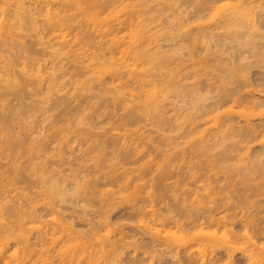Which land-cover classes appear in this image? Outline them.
I'll return each instance as SVG.
<instances>
[{
	"label": "bare ground",
	"instance_id": "6f19581e",
	"mask_svg": "<svg viewBox=\"0 0 264 264\" xmlns=\"http://www.w3.org/2000/svg\"><path fill=\"white\" fill-rule=\"evenodd\" d=\"M138 2H140V3H142V2H144L145 0H137ZM179 1H181V0H171V5H170V8H174L175 7V5L179 2ZM217 1H220V0H188V27H186L185 29L183 28L182 29V34H180V39H181V41H182V43H180V44H177V43H173L172 45H171V48H170V51H169V55H171V56H177V57H180V58H182V57H186V56H188V66H184L183 67V69L182 70H184L185 71V74H184V76L181 78V79H176V80H174V81H172V84L170 85V84H167V82H163V81H161V80H157V81H154V82H149V81H146L144 78H141V79H134L135 80V82H137L138 83V85H139V88H140V95H135L134 93H133V91L132 90H125L124 91V86L122 85V83L120 82V80H122V78H125V76H126V74H129V75H131L133 72H134V70H132V65H136L137 67L138 66H140V68L141 69H144L143 67H145L149 62H151V61H153V60H155L156 59V56L155 55H151V54H147V55H145V58H142L141 56L143 55V53L142 52H139V53H137L136 54V58H134L133 57V63L132 64H127V63H124L123 64V62H121L120 64H121V67L120 68H125V70L124 69H122V70H119L118 68H116L115 66H116V64H113L112 62H108V63H106V61H103V62H95V58H96V55H95V53H94V51L92 50V47H91V45H90V39L88 40V37H87V35H86V33L84 32V30L82 29V26L81 25H79L78 24V22H77V20L75 19L77 16H78V14H79V12H80V9H81V1L80 0H0V107H2L3 109H5L6 111H9V109L12 107V106H10V104H12L11 102H14V101H16V104L18 103V105L17 106H21L22 105V107H25V106H29V104L31 103H29V101L31 100L30 98L31 97H29V99H27V101H26V96L27 95H29V93L30 92H32V93H30V95L31 94H33L32 95V98L34 97V94H35V96L37 95L32 89V91L31 90H29L28 89V94H27V92L25 93L26 94V96L24 95V93H22V92H24V90L22 89V86L16 81V80H14L13 79V77H11L12 76V74L15 72V70H14V68L12 67L13 65L14 66H16L17 67V69H18V67H20L19 69H20V74H22L23 76H24V78L25 79H35L36 78V80H38V81H41L42 80V78L40 77L41 75H40V70H38V69H36V67L37 66H39V65H41V62H40V64H39V60L38 59H36V58H33L32 56H31V54H30V56L27 54V52H29V51H26L25 53L26 54H24L23 52H21V50L23 49V47L24 48H27V47H25L24 45H25V43H23L22 41H21V38H23V31H26V32H30V34L32 33V37H34V39H35V42H34V44L35 45H40V47L42 48V50H48V48L50 49H52V48H55V50H56V48H57V50L58 51H62L61 52V54H60V57L58 58V61H57V64H63V63H68V62H71V64L70 65H72V68H77V69H80L81 70V72L80 73H83V74H86V73H89V75L88 76H90V77H88V76H86L85 77V79L83 80V81H81V83H85V82H88V81H90V80H100V79H102V77L105 75V74H107L108 75V79H109V81L112 83L113 81H118V83L117 84H115L114 86L112 85V90L114 91H119L118 93L120 94V97L122 96L123 97V95H125V96H128V102H127V104H124L123 106H121L123 109V113H122V115L121 116H119V117H121V118H123L124 117V115H125V118H126V116L128 115V114H130L131 113V111H133L134 109H135V107L137 106L138 108L142 105V107H144V110H143V112H142V115H137L138 116V118H140V119H144V118H146V117H151L152 119H153V124L155 125V127H156V129H160L161 127H162V125H166L165 123H167V126H169V129H176V130H178V133L179 134H181L183 137H181V138H183V141H182V139L179 141V139H178V144H175V146H174V144H173V146L174 147H171L172 146V141L174 140V138H176L175 137V134H177V133H175L174 134V136H173V139H171L170 141H171V143H170V141L168 140L167 141V139H166V141L169 143V145L168 146H170V144H171V146L170 147H167V146H165L164 145V140H162V142H164L163 143V148H168V151H167V153H168V155L166 156V158L168 159L169 157V155L171 154V153H174V156H176L175 154H179V153H181L180 155H182V153H186L185 155L183 154L182 156H177V157H182L183 159H186L187 161H189L188 159H190V157L188 158V154H189V148L192 146V144L188 147V145H189V141L190 140H188V129L190 130V133H191V135H193L194 133H197V128L199 129L200 127L202 128L203 127V129H199L200 130V132H201V134H202V132L204 133V132H206L205 130H207L208 131V129L207 128H209V129H212L211 127L213 126V128H214V125L215 124H218L219 125V123H220V119L219 118H225L226 116L225 115H227V114H225V115H223L222 117H221V115L220 116H218L219 114H217V112H218V108L217 107H220V106H222V105H225V104H229L231 107H234V106H238L239 107V105H243L244 103H245V105H243V107H247V111H244V112H242V111H240L242 114H240V112H238L237 114H235V113H233V115L235 114V115H237V116H235V118L236 119H238V121H235L234 122V119H232V118H234V117H229L228 119H225V121H228V123H226L225 125L226 126H224V127H222V128H224V129H221V127H220V129L222 130V132L223 131H225V129H227V127H229L230 125L229 124H231V122H234V123H232V126L233 127H235V123H236V129H238L237 130V132L239 131V134H240V136L239 137H241V140H240V146L238 145V146H236L237 145V143L235 144V146H236V148L238 147L239 148V150H241L240 151V153H238V154H241L242 156H243V153L244 154H246V156L249 154V153H251L250 155L251 156H253L252 157V160L254 159H256L257 157H259L260 155L259 154H262V155H264V111H262V110H264V53H262L264 50H262L261 52H260V50H261V48H260V46L256 43V42H254L253 40H252V38L251 37H249V36H252L253 34H251L252 32L251 31H253V29L254 28H256L257 30H261L262 32H263V35H264V10H263V7H261V3L259 2L260 0H241L240 2H242V5H243V9H242V14H241V12H237L236 11V13L237 14H235L234 12L233 13H231V16H230V14H227V15H224V17H222V18H219L217 21H210L209 19H208V13L211 11V9L214 7V5H215V3L217 2ZM111 4H112V2L109 4V6H111ZM241 5V6H242ZM240 9V8H239ZM241 10V9H240ZM239 11V10H238ZM238 13H239V15H238ZM233 14V15H232ZM36 16H38L39 18H37ZM41 23V24H40ZM38 24L40 25V26H38ZM42 26V27H41ZM246 26V28H247V30H246V28H244V27ZM250 26V27H249ZM41 27V28H40ZM240 27H241V29L243 30V29H245L244 31H240L241 29H240ZM253 27V28H252ZM240 30H239V29ZM238 29V30H237ZM255 29V30H256ZM249 32V35L247 34ZM251 32V33H250ZM255 32V31H254ZM45 37H46V39H45ZM264 37V36H263ZM262 37V38H263ZM45 39V40H44ZM34 41V40H33ZM31 42V41H30ZM186 42H188V47H184L183 45V43H186ZM31 43H33V42H31ZM31 43H29V44H31ZM263 45V47H264V42L262 43ZM261 46V47H262ZM262 47V48H263ZM14 48V49H13ZM29 48V47H28ZM259 48H260V50H259ZM12 50H15L14 51V53H13V51ZM259 50V51H258ZM258 51V52H257ZM6 52H8V55H4V53H6ZM20 52H21V54H20ZM22 53L25 55H22ZM255 54H258L259 55V59L258 60H255V59H257V58H255V57H257V56H255L254 57V55ZM22 55V57H23V59H22V61L21 62H18V59H19V57ZM252 55V58L255 60V61H251L250 60V58L251 57H249V56H251ZM29 56V57H28ZM21 58V57H20ZM248 59H249V61H251V62H249L248 61ZM252 59V60H253ZM94 60V61H93ZM183 60V59H182ZM248 61V62H247ZM14 62H15V64H14ZM45 62V61H44ZM237 63V64H236ZM238 63L240 64V65H238ZM49 64L51 65V67H54V66H56V63H54V62H52V61H50L49 62ZM206 64V65H205ZM211 64V66H209ZM236 64V65H235ZM44 65L46 66L47 65V63H44ZM240 66L239 68L240 69H246L248 66H250L251 65V68L252 69H254V70H252V71H250V68H248V69H246V73H248V74H246V73H244V74H242V72L244 71H239V70H237L238 68L236 67V66ZM205 66V67H204ZM207 66V67H206ZM208 66H209V68H211L212 69V66H213V69H212V71H213V73H211L212 71H211V69H209L208 68ZM242 66V67H241ZM244 66V67H243ZM247 66V67H246ZM254 67V68H253ZM204 68H207L208 70V72H210V73H207V71H206V69L204 70ZM16 69V68H15ZM16 69V70H17ZM36 69V70H35ZM35 70V71H34ZM210 70V71H209ZM247 70H249V71H247ZM19 71V70H18ZM17 71V72H18ZM204 71H206V72H204ZM201 72H203V74H209V76H210V78L208 77V76H203V77H200V76H198V73L200 74ZM236 72H238V73H240V75L241 76H237V74L238 73H236ZM55 73L54 72H51V73H48L47 74V78H50V79H53L54 80V78H53V75H54ZM60 74H63V73H60ZM202 74V75H203ZM245 74H246V76H247V79L250 81H246L245 79ZM211 75H213V78H212V76ZM249 75V76H248ZM32 76H34L33 78H31ZM59 76V75H58ZM204 77H206V79H204ZM208 77V78H207ZM215 78V79H214ZM214 79V80H213ZM80 80L79 79H77V82H79ZM101 81H103V80H100L99 82L101 83ZM128 81V80H127ZM76 82V81H75ZM104 82V81H103ZM102 82V83H103ZM129 82V81H128ZM218 82V83H217ZM111 86V85H110ZM108 88H109V86H107ZM107 87H105L106 89H108ZM23 91H22V90ZM110 90H111V87L109 88ZM89 90V87L88 86H86V85H83V84H81L80 86H75L73 89H72V91H71V93H70V97H69V100L67 101V103H69V101H70V104H68V106H70L71 107V109L73 108H76L77 107V105L79 104V103H81V97L83 98V96H84V92L85 91H88ZM22 91V92H21ZM30 91V92H29ZM123 91V92H122ZM37 92V91H36ZM120 92H122V94L123 95H121V93ZM37 93H39V92H37ZM8 97V99H4V98H7ZM9 97H10V99H9ZM25 98V99H24ZM117 98V97H116ZM125 98H127V97H125ZM149 98H150V100H149ZM113 99L114 100H117V99H115V97L114 98H112V101H113ZM122 99V98H121ZM123 99H124V97H123ZM85 100V98L84 99H82V102ZM135 100H137V102L135 103ZM170 100V101H169ZM80 101V102H79ZM142 101H144V104H142ZM54 100H53V94L51 93V92H47V94L45 95V96H43V98H40L39 100H38V104H42V108H44V110H45V108H46V110L47 109H49V108H51L52 106H54ZM62 102V101H61ZM113 102H115V101H113ZM66 103V104H67ZM133 103L134 104H137L136 106L134 105L133 106ZM140 103H141V105H140ZM20 104V105H19ZM64 105H65V102L63 103ZM62 104V105H63ZM91 104L92 103H90L89 105L91 106ZM13 106H14V104H12ZM88 104H87V106H89ZM93 105V104H92ZM149 105H152V106H149ZM173 105H176V107L175 108H173L174 106ZM16 106V105H15ZM78 106H80V104L78 105ZM168 106V108H166ZM225 106H227V105H225ZM134 107V108H133ZM137 107H136V109H137ZM258 107H263V109L261 108V110H259V112H255L254 110H258L257 108ZM88 108V107H87ZM92 108V107H91ZM218 110H217V109ZM221 108V107H220ZM53 109V108H52ZM77 109H78V107H77ZM89 109H90V107H89ZM173 109L175 110V111H173ZM260 109V108H259ZM215 110H217V111H215ZM1 111H3V110H1ZM189 111V112H188ZM206 111V112H205ZM215 112V113H214ZM3 113V112H2ZM104 113V112H103ZM208 113L211 115V113L212 114H215V116H218V118H215L214 117V115H212V116H210V115H208ZM60 114V113H59ZM106 114H107V111H106ZM105 114V115H106ZM109 114H110V112H109ZM107 115L108 117L109 116H111V115ZM111 114H113V113H111ZM119 114H121V113H119ZM119 114H115V116L116 115H119ZM124 114V115H123ZM217 114V115H216ZM0 115H2L1 113H0ZM100 115V114H99ZM105 115H102V113H101V117H103V116H105ZM96 117H97V115H95ZM112 116H114V115H112ZM111 116V117H112ZM114 116V117H115ZM123 116V117H122ZM228 116H230L229 114H228ZM227 116V117H228ZM231 116H232V114H231ZM95 117V119H97ZM106 117V116H105ZM114 117H112V118H114ZM206 117H213L212 119L214 120V118H215V120H217V121H215L216 123L213 125L212 123H214V121L211 119V118H208V120H210V123H206L207 122V118ZM104 118V117H103ZM102 118V119H103ZM111 118V119H112ZM124 118V119H125ZM206 118V119H205ZM240 118V119H239ZM115 119H116V117H115ZM117 119H119L118 117H117ZM124 119H121V120H124ZM63 121L65 120V119H62ZM105 120V121H104ZM103 120V124H102V126H101V124H98V126H96L97 124H93L95 127H93V125H91V123L90 124H88L89 125V127L90 128H97V129H99V131H101V132H99L97 129H89V131L87 130V120H86V118H80V119H78L77 121H76V123L74 124V127H73V125H72V127H73V129L75 128V130H73L72 131V127L70 128L69 126H66V127H64L62 124H61V126H59V125H57V126H59V127H57L56 126V129L54 128V131L53 130H51V129H49V131H51L50 133H56L57 132V134H58V138H57V140L55 139V137L57 136L56 134H50V133H48L47 131L45 132V130L49 127V126H47V128L44 130V132L46 133L45 135L48 137H50V135H52L53 137H54V135H56L55 137H54V139L56 140V142H53V140H50V141H52V143L55 145V146H59V147H57V149L59 150V152H61V156L60 155H58V156H60V157H62L63 159H64V157H65V152H66V155H68L67 154V150H68V152H70L69 153V157H72V155L70 156V154H73V157L74 158H78L77 159V163H79V161H80V163H81V161L83 162V157L85 158V161H84V166H83V163H82V166H80L79 167V164L77 165V166H75V169H79L80 170V176L81 177H85V175L89 172L90 174H91V172L93 171V175L95 176V173H94V170L95 169H97V168H99V166H101L100 164H97V162H101V164H102V160L101 159H104V157H105V153H106V151H105V149L102 147V145L103 146H105L106 145V148H108L107 146H111V145H113V146H111L112 147V149H113V147H114V149H117V147L115 146V145H117L118 143H119V141L120 140H124L123 141V143H122V141H120V143H122V144H118L119 146H118V149L116 150V154L115 153H113V155H114V158H116L115 160L113 159V155H112V152L113 151H111V147H109V151L111 152L110 153V155L108 154V153H106V158H108V156H110V159H108V162H109V164L111 165V166H116L117 164V168H111V169H107V167H105V164L107 163L108 164V162H105V160L106 159H104L103 161L105 162L104 163V165H102L101 167H104V168H102L99 172V174H98V172H97V175H99V176H101L100 178H98L97 177V179L96 180H102L103 182H104V179L105 178H107L108 177V180H109V178L111 177V179H110V181L112 180V178H113V176H114V178L115 179H117V176L120 174V173H122V172H124V175H125V172L126 171H128V170H125L126 168V166H128L130 163H132V162H134V160H135V162L137 161L135 158H137L138 157V154H143V151H142V153H140V151H138L136 148H134V146H133V150L135 151H137L136 153L132 150V152H133V154H132V152H131V154L132 155H136V157H134V156H130L129 154H130V149L129 148H132V145L134 144V143H129L130 142V140H131V136L130 135H132L133 136V138H132V140H134L135 138L137 139L138 138V136H141L140 134H141V131H140V134H138V136H137V134H136V137L134 138V134L136 133V131H138V129H140L141 127H144L145 129H146V127L143 125V126H135V127H137L138 129H136L135 130V128L134 127H132V128H130V126H131V124H133L134 123V121H132L133 123H129L128 121V123L127 122H125V121H120L121 123H120V127H118V128H116L115 126V128L113 127V125H116V124H113V121H114V119L111 121L110 120V117H109V120L111 121V122H108L107 120H108V118H107V120L106 119H104ZM212 120V121H211ZM218 120H220L219 121V123H217L218 122ZM223 120V119H222ZM98 121V120H97ZM96 121V122H97ZM107 121V122H106ZM119 121V120H118ZM131 121V120H130ZM95 122V123H96ZM104 122H106V125L109 127V128H107V126H105L104 125ZM209 122V121H208ZM97 123H102V120L100 119L99 120V122H97ZM113 124L112 125V127H111V125L110 124ZM116 123V122H115ZM222 123V122H221ZM220 123V124H221ZM225 123V122H224ZM224 123H222V124H224ZM117 124H119L118 122H117ZM204 124H206L207 126L205 127V125ZM229 126H228V125ZM4 125H5V123H4ZM147 125V124H146ZM28 126H30V125H28ZM104 126H105V128L108 130H111L110 132L109 131H107V132H109L108 134L107 133H103V131L102 130H104V131H106L105 129H104ZM216 126V128H214V129H212V130H216V129H218V126L217 125H215ZM220 126V125H219ZM231 126V127H232ZM53 127V126H52ZM55 127V126H54ZM231 127H229V128H231ZM2 128L3 129H5L4 128V126H2ZM68 128H70V131H68ZM130 128V129H129ZM206 128V129H205ZM229 128L227 129V131H225V134H224V136H226V132H229V133H227V135H228V137L232 134V132L230 133V131H231V129H230V131H229ZM86 129V130H85ZM135 130V132H134V134H132L133 132H131L130 130ZM141 129H143V128H141ZM140 129V130H141ZM220 129H218L219 131H221ZM235 129V130H236ZM83 130H85V132L84 133H81V134H83V135H78V136H84V134L85 133H87V131L89 132L88 134H91L90 132H92V134H98V136H97V134H96V137L94 136V138H96V140L94 139V141H93V138H92V140L91 141H93V142H91V141H87V139L89 138V136L90 135H86L85 137H83V138H81V137H78L77 136V134L75 135L74 133H76V132H82ZM90 130H92V131H90ZM98 131V132H96V133H93V131L95 132V131ZM133 130V131H134ZM204 130V131H203ZM218 130H216V133L218 134L219 133V131ZM234 130V131H235ZM53 131V132H52ZM73 132V134L75 135V137L72 135V132ZM145 131V130H144ZM144 131H142V133L144 132ZM147 132L148 131H150V130H146ZM233 131V132H234ZM44 132H41L40 134H44ZM70 133L71 134V136H69V134H66V133ZM131 134H130V133ZM139 132V131H138ZM137 132V133H138ZM151 132V131H150ZM149 132V133H150ZM154 132V131H153ZM210 132V131H209ZM222 132H221V134L220 135H222ZM236 132V131H235ZM2 133V131H0V134ZM33 133H35V132H33ZM32 133V134H33ZM47 133L48 134H50V135H47ZM100 133V134H99ZM101 133L103 134V135H105L104 137H106L107 135L109 136H107L106 138H108V141L107 142H105V140H107V139H105V140H103L104 138H103V135H102V137H101ZM145 133L146 132H144V134H143V136L145 135ZM189 133V134H190ZM211 134H212V131L210 132ZM210 133H208V134H210ZM213 133H215V132H213ZM28 134V133H27ZM31 134V133H30ZM66 134V135H65ZM91 134V135H92ZM130 134V135H129ZM158 134H160L161 136H165V135H163L162 133H158ZM179 134H177V135H179ZM207 134V135H208ZM211 134L209 135V137H211ZM219 134L217 135L218 136V138H220V140L216 137V134H215V137L214 136H212L210 139L208 138V136L206 137V135H204V134H202L201 135V137L202 138H200V140H202V141H204V143H205V141H206V143L207 142H209V141H213L212 143H216L215 141L217 140V143L216 144H218V145H214V147H215V149H219L218 147H219V145L222 143V146L223 145H225L224 143H226V142H229V143H231V142H233L234 143V139L237 137H235V133H234V137L235 138H232L233 140H231V137H233V134L229 137L230 138V140H229V138L226 140L225 138L226 137H224L223 135V137H224V141L221 139V137L219 136ZM38 135V134H37ZM69 136L67 139L69 140V138L70 137H72V139L74 138V140L76 139V138H78V139H76L75 141L77 142L78 140H79V142H77V143H79V144H76V142L75 143H73V142H71V141H69V142H71L70 144L72 145H70L68 142H65V140L66 141H68L67 139H66V136ZM148 135V133L145 135V136H147ZM39 136V135H38ZM42 135H40L39 137H41ZM99 136L101 137V138H103L102 140V143L100 144V142H101V140L100 141H98L99 139ZM142 136V137H143ZM159 136V135H158ZM161 136H159V137H161ZM206 137V139L207 140H209V141H207L206 139H204L205 137ZM29 137V136H28ZM28 137L26 136L25 138H27L28 139ZM31 137V136H30ZM45 137V136H44ZM48 137V140H44V141H47V142H45V144H44V149H46L48 146H51L52 144L50 143V141H49V138ZM87 137V138H86ZM92 137V136H91ZM130 138V140L129 139H126V140H128L127 141V143H129L131 146L129 147V144H127L126 143V141H125V138ZM163 137H161V139H164ZM170 137V136H169ZM169 137H165V138H169ZM214 137V138H213ZM46 138V137H45ZM52 138V137H51ZM100 138V139H101ZM152 138V137H151ZM156 138V137H155ZM30 139H31V141H30ZM32 139H34V137H31V138H29V142L31 143V142H34L35 141V148H36V145H37V142L39 141H37L36 142V140L35 139H38V138H36V136H35V139L34 140H32ZM41 139H42V137H41ZM40 139V142L42 141L43 142V140H41ZM71 139V138H70ZM71 139V140H72ZM91 139V138H90ZM139 139V138H138ZM150 139V138H149ZM157 139H159L158 137H157ZM54 140V141H55ZM131 140V141H132ZM140 140V139H139ZM152 140V139H151ZM219 140V141H218ZM229 140V141H228ZM236 140V139H235ZM25 141H26V143H25ZM25 141H24V143L25 144H30L26 139H25ZM95 141H97V142H99V144H100V146H97V144H96V147H97V149L96 148H94L93 149V147L91 146V144H93ZM135 141V140H134ZM154 143H155V141H154V137H153V140H152ZM152 141H149V143L151 142V144H153L152 143ZM157 141V140H156ZM160 141V140H159ZM158 141V142H159ZM174 141H176V140H174ZM201 141V142H202ZM220 141H221V143H220ZM226 141V142H225ZM239 141V140H238ZM20 142V141H19ZM28 142V143H27ZM40 142H38V145L40 146ZM64 142H65V145H66V147H68L67 146V144L66 143H68V145H69V147H68V149L66 148L65 149V152H63L64 153V156H62V151L64 150ZM80 142H82L83 143V145L85 144L87 147H85V148H83L84 146H82V148L80 147L81 145H82V143H80ZM133 142V141H132ZM176 142V143H177ZM179 142H180V144H179ZM219 142V143H218ZM236 142V141H235ZM23 143V142H22ZM23 143V144H24ZM40 143V144H39ZM56 143H57V145H56ZM149 143H147V145L149 144ZM161 143V142H160ZM167 143V144H168ZM175 143V142H174ZM182 143V144H181ZM205 143V144H206ZM229 143H226V145L227 144H229ZM232 143V144H233ZM22 144V145H23ZM33 144V143H32ZM51 144V145H50ZM74 144H76V145H74ZM109 144V145H108ZM158 144V143H157ZM157 144L155 143V145L157 146ZM38 145H37V147H38ZM179 145L181 146H183L182 148L181 147H179ZM204 145V144H203ZM206 145H207V147H206ZM205 145V147L207 148V149H202V150H204L205 152L206 151H208L209 150V148L211 147L212 148V150H213V147H212V145H209V143L208 144H206ZM225 145V146H226ZM8 146H10V144L9 143H5L1 148H2V151L4 152V153H6V155H8V153H9V147ZM24 146V145H23ZM32 145L30 146V148L28 149V146L26 145L25 147H26V149H27V151L29 150V153H30V151H32V150H34V151H36V153H34L33 151L31 152V154L32 153H34L35 155H37L38 156V153H43V154H41V155H43V156H45V154H47V153H49V151H47V153H44L46 150H40V148L38 147V148H36V149H32V147H33ZM63 146V147H62ZM73 146H76L77 148L74 150V147ZM92 148H91V147ZM95 146V145H94ZM153 147H155L154 145H152ZM151 145H149V147H151L152 148V150L154 149L153 147H152ZM160 146V145H159ZM165 146V147H164ZM218 146V147H217ZM229 146H231L232 148H230V149H233V146L231 145V144H229ZM234 146V147H235ZM33 147V148H34ZM60 147H62L63 148V150L60 148ZM99 147H101L100 148V150L98 151V149H99ZM148 147V148H149ZM158 147V146H157ZM161 147V146H160ZM159 147V148H160ZM43 148V147H42ZM51 148V150L54 148V146H53V148H52V146L50 147ZM49 148V149H50ZM78 148H80L81 149V151H80V149H78ZM93 149V150H91V149ZM162 148V147H161ZM160 148V149H161ZM162 148V149H163ZM170 148H173V152H171V150L172 149H170ZM202 148V147H201ZM210 148V149H211ZM227 148V147H226ZM37 149H39L41 152H39V150H37ZM56 148L54 149L55 151L57 150ZM78 149V150H77ZM82 149H84V150H82ZM157 149V153L159 154V153H161V152H159V150H158V148H156ZM161 149V150H162ZM221 149V150H220ZM220 151H223L224 152V150H225V147L224 148H221V145H220ZM229 149V150H230ZM235 149V148H234ZM233 149V150H234ZM47 150H48V148H47ZM58 150H57V152H58ZM62 150V151H61ZM130 150V151H129ZM155 150V149H154ZM167 150V149H166ZM170 150V151H169ZM211 150V151H212ZM219 150H217V151H219ZM228 150V151H229ZM238 149H236V151H237ZM238 150V151H239ZM80 151V153H78L77 154V152H79ZM145 151V150H144ZM162 151H164V150H162ZM203 151V152H204ZM210 151V150H209ZM217 151L215 152V154L217 155V154H219V152L217 153ZM227 151V152H228ZM243 151V152H242ZM54 151L52 150V153H53ZM56 152V153H57ZM93 152H94V154H93ZM107 152H108V149H107ZM165 152V151H164ZM171 152V153H170ZM190 152H192V151H190ZM204 152V153H205ZM226 152V151H225ZM229 152H232V150H230ZM242 152V153H241ZM28 153V154H29ZM55 153V152H54ZM76 153V154H75ZM92 153V154H91ZM98 153V154H97ZM99 153L101 154V156L99 155ZM121 153V154H120ZM166 152H165V154H167ZM194 153V152H193ZM222 153V152H221ZM236 154H237V152H235ZM33 154V155H34ZM95 154H97V155H95ZM108 154V155H107ZM118 154V157H120V155H121V157L122 158H127L128 160L130 159V161H132L131 159L133 158V161L132 162H130L129 163V161H127L128 162V164L124 167V165H122V164H124V162H125V160L123 159L121 162L120 161H118V159H117V157H115V155H117ZM146 154V153H145ZM148 154V153H147ZM146 154V155H147ZM191 154V153H190ZM211 154H213V153H211ZM228 154V153H227ZM232 154H234L233 152H232ZM235 154V155H236ZM237 154V155H238ZM34 155V156H35ZM40 155V154H39ZM47 155H49V154H47ZM46 155V157H48ZM53 155H55V154H53ZM90 155H94L92 158H96L97 159V161H96V159H95V161H94V159H91V162L92 161H94V163H96L95 165H90V167L91 166H93V167H91V169L93 168L94 170H90V168H89V171H88V169H87V167H89V166H87L86 167V165L87 164H91V162H89L90 161V158L89 159H86V157H91ZM144 155V154H143ZM149 155V154H148ZM147 155V156H148ZM160 155V156H159ZM158 156V159L160 158V159H164L165 158V156H164V153H163V155L162 154H159ZM161 155L163 156V158H161ZM173 154H171V156H172ZM193 154H191L190 156H192ZM216 155H214V156H216ZM226 155V154H225ZM234 155V156H235ZM241 155H238L236 158L237 159H240V158H242L241 157ZM258 155V156H257ZM41 157L42 159V162L41 161H39L40 163H43V162H47V161H44V160H48V162H52L53 160H55V159H61L60 157H57V158H54L53 160H51L50 159V156H49V159H45L44 157ZM80 158H79V157ZM129 156L130 157H132V158H129ZM140 156V155H139ZM145 156V155H144ZM147 156H146V158H147ZM212 156V155H211ZM218 156V155H217ZM227 156H229V155H227ZM240 156V157H239ZM246 156H244L243 158H245ZM249 156V155H248ZM255 156H257V157H255ZM31 157L33 158V156L31 155ZM30 157V154H29V158H31ZM36 157V156H35ZM54 157V156H53ZM56 157V156H55ZM68 156H67V159L66 160H64V162L65 161H67V162H69V160H68V158H69ZM81 157H82V159H81ZM120 157V158H121ZM176 157V158H177ZM220 157V156H219ZM239 157V158H238ZM255 157V158H254ZM38 158H40V156L38 157ZM74 158H70V160H75ZM121 158V159H122ZM139 158H143V156L142 157H139ZM148 158L149 159H143V160H145L144 161V164H146L149 160H151L150 158V155L148 156ZM171 158V157H170ZM179 158V162L180 161H184L183 159H180ZM188 158V159H187ZM233 158V157H232ZM236 158L234 159V160H236ZM260 158V159H259ZM258 158V161H257V159H256V161L255 162H253V161H251V159H250V157H249V160H248V158L247 159H245L244 161L245 162H242V160L240 161V160H238L237 162H242V163H245L246 164V162H247V160L248 161H251V162H253L254 163V165L252 166V167H250V165H249V169L251 170H249L246 166H245V169H244V171L242 170H239L238 168H237V170L238 171H241V173H243L244 172V174L246 173H248V172H246V170L248 169V171H250L249 173V176L248 177H241L240 179H238V177H237V175L238 174H240V175H242L240 172L239 173H237V175H236V177H237V179H238V185H239V187L236 189V192L239 194V196H241L242 198H244V200H243V202L240 200V202H242V203H244V201H245V199H247L246 197H248L247 195V191L250 193V195L252 196V200L251 201H248V200H246L247 202H251V206H253L254 208H255V212H254V214H256V215H262L261 217H258L257 218V221L260 219V221H258V223H254L253 224V226L252 225H250V226H252L253 227V230L255 231V236H252L251 235V232H250V234H249V231L251 230L250 229V227H249V229L250 230H248V232H247V230H245L244 232L243 231H239V230H237V231H239L238 233H237V235H239V236H237V237H235L236 235H233V234H235V230L236 229H234V228H236V227H234L233 229L234 230H232V226L230 225V227H229V225H226V224H231V223H234L235 221H233L231 218H230V214H228L227 212V214L225 213H220L219 214V210H220V212L222 211V212H224V209L222 210V208H225V207H223L224 205H218L219 207L221 206V208H219V210L217 211V213L219 214L218 216H217V213L215 212L217 209L216 208H214L213 209V211H212V204H214V203H207L206 201H204V203L203 204H205V206L207 205L208 207H207V209L208 208H210L211 209V211L213 212V213H211V212H207L205 215L201 212V214H203V216L201 217V216H199V217H201L202 218V220H201V218H199V221H198V219H197V221L196 220H194V218H192V217H189V219H193L194 221H191V222H189V220L187 219V217H185V219H183L182 220V222H181V220L179 221L178 219H181V218H176V219H174L173 217H175L174 215H172L174 212H172V214L171 215H169V216H167V213H169L170 211L169 210H171L172 211V209H173V206L171 207V209H170V204L171 203H169L168 201H170V199H169V196H168V198L167 197H165V196H167L168 195V193L166 194V192L165 191H168V190H170L169 192H171V193H169V195L171 194L172 196V200H171V202H172V205L173 204H175L176 203V205H182V206H184L182 203V200L184 201V197L186 198L187 196H185L186 194H188V192H186V194H185V190H186V188H187V190H188V188L190 187L189 185H185V186H183V185H181L180 187H178L180 190H179V192L180 191H182V187H186V188H183L184 189V191H183V193L185 194L184 196L182 195V196H180L181 197V199L182 200H178V202L180 201V202H182V203H178V202H174V198H176L177 199V192L175 193L176 195H174V192H173V189H170V188H174V186H176V185H172V186H170V188H169V186L167 185V183H173V180H174V178L172 177V176H175L174 174H172V172L170 173V178H173V180L171 181V182H167V180H166V182H165V186L166 187H168L164 192H165V196H162L161 195V197L163 198H165V199H163L164 200V202L167 204V203H169V210H168V212L167 213H165L164 214V212H163V217H162V212H160L159 210H158V208L161 206V207H163V209H164V206H163V204H165L163 201V203L161 204V202L159 203L160 204V206L157 208V206H156V208L155 209H157L158 211H159V213L155 210V212H154V210L152 209L154 206L153 205H156V204H154V203H151V202H153V200L150 202V204L153 206H151V207H148L145 203V208H144V212H149V213H147L146 215L149 217V214H150V218L151 219H149L150 220V224L152 225H154L155 227H157V228H160L161 230H164V229H166L165 228V226L168 228L166 231L164 230V231H161L163 234H160L156 229H154V231L153 232H155V235H154V233L153 234H151L150 232H151V227L152 228H154V226L152 225H150L149 224V220L147 221V220H145L144 218H146V217H143L144 216V212L142 213L143 214V216H142V214H141V211L140 212H138L137 211V206L139 207V205H138V203L141 201L140 200V197H138L137 195H138V193H137V191L138 190H136V194L137 195H135L134 194V192H132L133 190H135L136 189V186H137V188H139L140 186H141V184H139L140 186H138V184H134V186H132L133 188H128V189H130V190H132V191H128L127 192V194L128 195H130L131 197H133L131 194H130V192L132 193V194H134L135 196H137L139 199L138 200H140L138 203L134 200V198H133V200L135 201V204L133 203V200H132V204H131V207H130V204H128V202L130 203V201H129V199H127V200H125L126 199V197L128 196H125V199H124V194L126 193H124L123 194V192L120 190L121 188V186L123 187V186H128L127 184H129L130 182H129V179L132 177V175H131V173L132 172H134V173H136V174H138V173H141V172H143V168H146L147 169V166H149L150 164H148V163H150L151 162V167H152V163L154 162V161H150V162H148L147 163V165H144L143 163H141L140 165H141V167H140V165H138L139 167H134V165L137 163V162H140V161H137L134 165L133 164H130V165H132L133 167H134V169L132 170L131 168H133V167H131L130 165L128 166L129 168H130V170H132V171H129V172H131V173H129L128 172V175L126 174L125 175V178L126 179H123V180H121V181H123L124 183H125V185H124V183H123V185L122 184H118L119 185V190L118 189H116L117 190V192L119 191V193H117V192H115V190H114V192H112V193H110V191H109V198L111 197V199H110V201L112 202L113 201V199H115L114 197L116 196L117 198L115 199V201L116 202H114V203H116L117 205H119V203H117V199L119 198V197H121L120 195L122 194V197L121 198H123L124 199V201L125 202H123V199H122V202H121V199H120V201H118V202H121L120 203V207H122V205L125 203V206H126V203L128 204L127 206H128V211L126 212L127 214L130 212V213H134L135 212V210H132V211H134V212H131V211H129V210H131V209H129V208H135L134 206L136 205V203H137V205H136V211L137 212H135V215H136V213H137V215H138V213H139V217H141L140 219H137V218H139V217H135V215L133 214V217H135V219H137L138 220V223H139V225L140 226H142V227H144V228H142L143 230H146V229H148V230H146V232L147 231H149L150 230V236L151 235H153L152 236V238H157L158 237V240H159V238H160V236H161V238L160 239H162V238H164V237H162L163 235H165V239H163V240H165V244H167V245H169V248H167V245H165L166 247L164 248V244L162 245V248H161V245H159L158 244V242H160V241H163V240H156L155 238V240L157 241H155L154 239V241H155V243L156 244H158V246L160 247H158L157 246V248H159V249H161V250H163V256H164V253H165V249H167V250H171V251H167V255H168V252H173L174 250H172V249H175V252H177V251H179V253L181 254V259H177L178 257H179V255H178V257H176L177 255V253L174 255L173 253V255L176 257V260H173V261H177L178 262V260L180 261L178 264H231L232 262H228L229 260H231L232 258H235L238 254L240 255V257L241 258H239V259H242L241 261H242V264H264V158L263 157H259ZM262 158V159H261ZM44 159V160H43ZM63 159H61V161L63 160ZM112 159V160H111ZM167 159H164V160H166V161H168ZM175 159V158H174ZM211 159V158H210ZM32 160V159H31ZM34 160V159H33ZM36 160H38L37 159V157H36ZM40 160V159H39ZM87 160H89L88 162H87ZM114 160V161H113ZM120 160V159H119ZM163 160V161H164ZM170 160H173V159H170ZM177 160H178V158H177ZM177 160H174V161H172V162H178ZM186 160L183 162V163H181V164H179L178 166L176 165V166H173V167H179L180 165H182V164H184L185 162H186ZM56 161V160H55ZM76 161V160H75ZM74 161V162H75ZM107 161V160H106ZM110 161H112V162H110ZM115 161H117V162H120V163H116ZM191 161V160H190ZM226 161V160H225ZM50 162V163H51ZM54 162V161H53ZM52 162V163H53ZM58 162V161H57ZM57 162H55V164H57ZM59 162H60V160H59ZM58 162V165H60V163ZM63 162V161H62ZM67 162H65L66 163V165L65 166H68L69 164L67 163ZM113 162H115L116 163V165H114V163ZM127 162H125V163H127ZM165 162V161H164ZM192 162V161H191ZM193 162H195V161H193ZM227 162V161H226ZM35 163H37L38 164V162H35ZM34 163V164H35ZM38 164L39 166L41 165L42 166V164ZM50 163H48V164H50ZM64 163V164H65ZM70 163V162H69ZM86 163V164H85ZM111 163H113V165L111 164ZM190 163V162H189ZM195 163H198V162H195ZM194 163V164H195ZM32 165H33V163H31ZM44 164L45 163H43V167H44V169H45V166L47 165V164H45V166H44ZM54 164V163H53ZM63 163H61V165H64ZM73 163H71L69 166H68V168H71L70 166L72 165ZM75 164H76V162H75ZM106 164V165H107ZM109 164H108V167H110L109 166ZM121 164V165H120ZM138 164V163H137ZM248 164V163H247ZM36 165V164H35ZM34 165V166H35ZM37 165V166H38ZM50 165H52V164H50ZM49 165V166H50ZM81 165V164H80ZM144 165V166H143ZM155 165H157L156 163H155ZM165 165V164H164ZM191 165H193V164H191L190 163V167H191ZM201 165V167H202V164H200ZM203 165H204V163H203ZM243 165V164H242ZM37 166H36V168H37ZM38 166V167H39ZM56 166V165H55ZM73 166H74V164H73ZM72 166V167H73ZM98 166V167H97ZM124 167V168H122V167ZM136 166V165H135ZM143 166V167H142ZM146 166V167H145ZM198 166V165H197ZM241 166V164L239 165V167ZM244 166V165H243ZM243 166H241L240 167V169L241 168H243ZM248 166V165H247ZM32 167V166H31ZM61 167H63V166H61ZM59 168V166H58V168L57 169H59L58 171L56 170V168L55 169H53V170H56V173H52V174H50V171L52 170H50L49 171V173H48V170H46L47 171V173L48 174H50V175H47L46 173H44V172H42V173H44L45 175H41V177L39 178L38 176H36L37 177V179H44L43 181H44V183H42V185L41 186H39L38 185V187L40 188L41 187V189L43 188L44 189V192L43 193H45V194H40V195H44V198H45V195L46 194H48L49 193V196L47 197V198H50L51 196L50 195H53V196H55L54 198H51V199H56L55 201H57V203L55 204V205H57L58 204V202H60V205L62 204V203H64L63 205L65 206L66 204L65 203H67L68 205H67V207H72V210L73 209H75V207H77V206H80V209H81V212H83V213H81L80 212V214L82 215V214H84V212L86 211V210H89V211H92L93 212V210L95 209V207L93 208V209H89L90 207V205H88L89 203L86 201L87 199L85 198V197H88V198H91V197H89V196H85V195H87V193L89 194V192H90V190H92L93 188H95L94 189V191L92 190V194L94 193V192H97V186H103L104 184H99V181H96L95 182V180H94V182L92 181V179L94 178H96V176L95 177H93V175H92V179H89V177H91V176H89V173H88V178H87V175H86V177L83 179H81L82 180V182H81V180H80V176H77V171L76 172H74V174L76 175V178L81 182V183H79V181H77L76 179H74V180H76L77 182H75L74 180H71L70 179V175L71 174H68V176L67 177H65V175H66V173L65 174H59V173H63V170H65L64 168H63V170H60V169H62V168ZM100 167V168H101ZM127 167V169H129ZM154 167V166H153ZM160 167H161V165H160ZM165 167H167V165L165 166ZM182 168H183V166H181ZM184 167H187L186 165H184ZM190 167H187V168H190ZM193 167V166H192ZM36 168H32V169H35V170H37ZM39 168H41V167H39ZM67 167H66V170L68 171L69 169H68ZM99 168V169H100ZM119 168L120 169H122L121 171L119 170ZM138 170L139 169V171H141V172H138L136 169ZM141 168V169H140ZM156 169H157V167H155ZM155 168H153V169H155ZM164 168V167H163ZM182 168H180L179 170H181ZM186 168V169H187ZM30 169V168H29ZM42 169V168H41ZM40 169V170H41ZM71 169H74V168H71ZM70 169V170H71ZM148 169H149V167H148ZM152 169V168H151ZM160 168H158V170H159ZM162 169V168H161ZM171 170V168L169 169L168 167L166 168V170ZM205 169V168H204ZM203 169V170H204ZM207 169V168H206ZM26 170V169H25ZM34 170V171H35ZM39 170V169H38ZM37 170V171H38ZM43 170V169H42ZM52 170V171H53ZM65 170V171H66ZM69 170V171H70ZM118 170L120 171V173H118ZM145 170V169H144ZM175 170V169H174ZM183 170V169H182ZM181 170V171H182ZM192 170H194L193 168H192ZM236 170V169H235ZM236 170V171H237ZM33 171V170H32ZM33 171V172H34ZM36 171V172H37ZM60 171V172H59ZM62 171V172H61ZM66 171V172H67ZM68 171V172H69ZM72 171V170H71ZM74 171V170H73ZM73 171L71 172L72 174H73ZM85 171H86V174H84L85 173ZM88 171V172H87ZM91 171V172H90ZM136 171V172H135ZM146 171H148V170H146ZM172 171H173V168H172ZM187 171H188V169H187ZM187 171H185V169H184V173H187ZM201 171V170H200ZM205 172H206V170H204ZM208 171H209V169H208ZM237 171V172H238ZM31 172V171H30ZM53 172H55V171H53ZM57 172H59V173H57ZM138 172V173H137ZM150 172H151V170H150ZM153 172V171H152ZM151 172V173H152ZM163 172H165L164 170H163ZM160 173V174H164V173ZM174 173H175V171H173ZM179 172V171H178ZM183 172H180V173H183ZM189 172V171H188ZM191 172V171H190ZM189 172V173H190ZM193 172V171H192ZM192 172H191V174H192ZM228 172V171H227ZM21 173H23V172H21ZM20 173V174H21ZM40 173V172H39ZM82 173L84 174V176L82 175ZM150 173V174H151ZM158 173V172H157ZM189 173L187 174V175H189ZM207 173V172H206ZM33 174L34 173H32L31 175L33 176ZM123 174V173H122ZM133 174V173H132ZM136 174H134L135 176V178L134 179H137L136 178ZM142 174V173H141ZM144 174V173H143ZM159 174V173H158ZM158 174H156V175H158ZM159 174V175H160ZM165 174H167L168 175V173H165ZM179 174V173H178ZM199 174H200V172H199ZM25 175L26 174H24V177H25ZM74 175V176H75ZM79 175V174H78ZM116 175V176H115ZM130 175V176H129ZM148 175V177L150 176L149 175V173L147 174ZM155 175V174H154ZM183 175V174H182ZM185 175V174H184ZM186 175V176H187ZM194 176H196V174H193ZM193 175H191L192 177H193ZM202 175H205L206 176V174H202ZM209 176H210V174H208ZM223 175H225L224 173H223ZM222 175V178L224 177ZM29 176V175H28ZM65 178H64V177ZM73 175L71 176V178L73 177V178H75ZM102 176L104 177V179H102ZM120 176H123V175H119L118 176V179H122V178H119ZM129 176V177H128ZM138 176H140V180H139V178H138V180L139 181H141V179H142V175H138ZM151 176H153V175H151ZM150 176V177H151ZM163 176V175H162ZM169 176H168V178H169ZM180 176H181V174H180ZM205 176H203V177H205ZM212 176V175H211ZM239 176V175H238ZM35 177V178H36ZM80 177V178H79ZM144 177V176H143ZM148 177H147V179H146V177H144L146 180H148ZM164 177V176H163ZM163 177H161V178H163ZM165 177H167V176H165ZM175 177H177V170H176V176ZM182 177V178H181ZM180 178L181 179H183V176H181ZM207 177V176H206ZM205 177V178H206ZM217 177H221V176H218L217 175ZM217 177L215 178V179H217ZM225 177H227L228 178V176H225ZM230 177V176H229ZM240 177V176H239ZM28 178V177H27ZM69 179V180H67V179ZM124 178V177H123ZM128 178V179H127ZM154 178V177H153ZM157 178V177H156ZM169 178V179H170ZM188 178V177H187ZM197 178H199V177H197ZM212 178V177H211ZM221 178V179H222ZM226 178V179H227ZM231 178V177H230ZM229 178V179H230ZM235 178V177H234ZM30 179V178H29ZM29 179L27 180V183H29ZM37 179H31V180H34V182L37 184ZM133 179V178H132ZM131 179V180H132ZM145 179L143 180V182L145 183ZM155 179V178H154ZM154 179H152V181H153V183H154ZM157 179H159V178H157ZM164 179V178H163ZM163 179H162V181H163ZM194 179H195V177H194ZM193 179V180H194ZM203 179V178H202ZM209 179H210V177H209ZM213 180H214V178H212ZM224 179V178H223ZM222 179V180H223ZM237 179H234L233 181H236ZM23 180V179H22ZM38 180V181H39ZM108 180L107 179H105V182L107 183V185L106 186H108L109 187V184L112 182V184H113V180L110 182L109 181V183H108ZM130 180V181H131ZM185 180V179H184ZM184 180H183V184H185V182H184ZM188 180V179H187ZM197 180H199V179H197ZM201 180V179H200ZM199 180V181H200ZM204 180V179H203ZM206 180V179H205ZM204 180V182H206ZM218 180V184H220L221 182V180L220 179H217ZM216 180V181H217ZM220 180V181H219ZM9 181V180H8ZM21 181V180H20ZM24 181V180H23ZM101 181V182H102ZM116 182H120V180L118 181V180H115ZM114 181V182H115ZM135 181V180H134ZM151 183H152V181L151 180H149ZM170 181V180H169ZM177 181V180H176ZM180 181V179H178V182ZM186 181V180H185ZM189 182L191 181V182H194V181H192L191 179L190 180H188ZM202 181V180H201ZM207 181H208V183L210 184V182H209V180H208V178H207ZM215 181V182H216ZM1 182V181H0ZM5 182H6V180H5ZM26 181H24V183H25ZM91 182H93V185H94V187H93V185H92V187H91ZM97 182H98V184H97ZM104 182V183H105ZM115 182V183H116ZM133 182V181H132ZM143 182H141L142 184H143ZM156 182V181H155ZM159 182V181H158ZM175 182V181H174ZM189 182H188V184H189ZM197 182V181H196ZM195 182V183H196ZM203 182V183H204ZM214 182V181H213ZM215 182H214V184H215ZM224 182H225V180H224ZM226 182H227V180H226ZM21 183V182H20ZM35 183H34V186H37V185H35ZM39 183H41V182H39ZM105 183V184H106ZM114 183V184H115ZM134 183V182H133ZM133 183L132 184H130V185H133ZM135 183H136V181H135ZM140 183V182H139ZM148 183V182H147ZM163 183V182H162ZM186 183H187V181H186ZM212 183V182H211ZM215 184V186L217 185L218 186V184ZM228 183H229V180H228ZM22 184V183H21ZM30 184H32L31 182H30ZM43 184H44V187H43ZM157 184H159V183H157ZM177 184V183H176ZM180 184H181V182H180ZM191 184V183H190ZM194 184V183H193ZM200 184V183H199ZM209 184H207L206 185V187L208 186V189H209V187H211V186H209ZM225 184H227V183H225ZM235 183L233 182V185H234ZM236 184H237V182H236ZM235 184V185H236ZM10 185L11 184H9L8 182H6V184H3L2 182H1V184H0V190H2V191H0V193H6V192H8V191H10L11 189H10ZM20 185V184H19ZM96 185V186H95ZM111 185V184H110ZM117 185V183H116V185H115V187L116 186H118ZM143 185H145V184H143ZM156 185V184H155ZM163 185H164V183H163ZM195 186L196 185H198V183H196V184H194ZM204 186H202V184H201V186H202V188L204 187V189L206 190H204L206 193H207V191H209L208 189H206V187H205V184H203ZM223 185V184H222ZM231 185H232V183H231ZM231 185H227L229 188H227L228 189V192H229V190H231L230 189V186ZM232 185V186H233ZM105 186V185H104ZM105 186V187H106ZM111 186H113V185H111ZM148 186V185H147ZM177 186H179L178 184H177ZM193 186V185H192ZM200 186V185H199ZM199 186H197V190L199 189L198 187ZM214 186V187H215ZM226 186V187H227ZM9 187V188H8ZM99 187H98V189H99ZM107 187V188H108ZM115 187L113 186L110 190H112V189H115ZM131 187V186H130ZM145 187V186H144ZM157 187H158V185H157ZM212 187H213V185H212ZM211 187V188H212ZM220 187V185L218 186V188ZM221 187H224V186H221ZM88 188L90 189V190H88ZM106 188V190L108 191L109 189H107ZM135 188V189H134ZM140 188H142V187H140ZM146 188V187H145ZM144 188V189H145ZM155 187H152V184H151V190H149V191H151L152 192V190L154 189ZM161 188V187H160ZM191 188L192 187H190L189 189H190V191H192V194H196L197 193V196L198 195H200V191H198L197 192V190L195 189V193H194V187H193V190H191ZM35 190H36V187L34 188ZM34 189H32V194H34L33 192H35V191H33ZM38 189V188H37ZM41 189H39V193H40V190ZM100 189H102V187L100 188ZM123 189V188H122ZM125 189V188H124ZM123 189V190H124ZM127 189V190H128ZM149 189V188H148ZM148 189H146L147 191H145L144 192V190H143V193H144V195H146L145 193L147 192V193H151V192H148ZM163 189H165V187L163 188ZM227 189L225 188V190L227 191ZM235 189V188H234ZM96 190V191H95ZM104 190V189H103ZM98 191L99 193H102L103 192V194H105V191L106 190H104V191ZM141 190V189H140ZM157 190H158V188H157ZM160 190V189H159ZM176 190H177V188H176ZM186 190V191H187ZM202 190V189H201ZM201 191V192H203V196L205 195V192L204 191ZM213 190L214 191H217V190H215L214 188H213ZM224 190V189H223ZM29 191V190H28ZM37 191V190H36ZM43 190H41V192H42ZM106 191V192H107ZM121 191V192H120ZM126 191V190H125ZM178 191V190H177ZM189 191V192H190ZM213 191V192H214ZM232 191V190H231ZM230 191V192H231ZM234 191V190H233ZM38 192V191H37ZM48 192V193H47ZM85 192H87V193H85ZM98 192H97V194H98ZM139 192V191H138ZM154 192H155V189H154ZM162 192V191H161ZM178 192V193H179ZM211 192H212V190H211ZM212 192V193H213ZM217 192H219V191H217ZM221 192V191H220ZM30 193H31V191H30ZM118 194V195H115L114 197H112L113 195L112 194ZM141 193V192H140ZM142 193V194H143ZM173 193V194H172ZM191 193V192H190ZM199 193V194H198ZM215 193V192H214ZM223 193V192H222ZM226 193V192H225ZM221 194V193H219V194H221L222 196L223 195H226V194ZM231 193H233V192H231ZM230 193V194H231ZM92 194H91V192H90V196H92ZM103 194H99L98 195V197L100 196V195H103ZM108 193H106V195H107ZM149 194H147V198H149L148 196H149ZM154 194V193H153ZM152 194V195H153ZM160 194V193H159ZM180 194V193H179ZM210 194V193H209ZM208 193H207V195H209ZM218 194V195H219ZM234 194H236V193H234ZM26 195V194H25ZM31 195V194H30ZM30 195H29V197H30ZM39 194L37 195V193H36V196L38 197V196H40ZM85 197H84V196ZM94 195L96 196V194L94 193ZM126 195V194H125ZM144 195H141V196H144ZM156 195V194H155ZM181 195V194H180ZM214 194H212L211 196H209L208 197V199L210 200L211 198H212V202L214 201L215 202V204H218V202L217 201H215V199H220L219 198V196L220 197H222L221 195H219V196H217V195H215V199L213 200V196ZM232 195V194H231ZM249 195V196H250ZM134 196V197H135ZM139 196H140V194H139ZM157 196V195H156ZM177 196V197H176ZM213 196V197H212ZM236 196V195H235ZM234 196V197H235ZM25 197V196H24ZM27 197H28V195H27ZM28 197V199H30V200H34L35 202H36V200H38L37 202H36V204L34 205V203L35 202H32V201H30L29 200V202L28 203H26L25 205H21L20 204V202H16V201H14V200H11V199H4L5 201H2L1 202V200H0V262H1V264H74V263H76V264H79V263H81L82 261L84 262V264H89V262L88 261H90L91 262V258L93 257V256H95V254L98 252V251H96V249L98 248V247H96V249H95V251H96V253L94 252V250H92V246H93V244H92V246H90L89 244V247H91V248H89L88 247V245H87V242L88 241H86V239L84 238V241H86V243H81L83 246L84 245H86V246H84V247H82V245L81 244H79V245H76L77 244V242H81V240H79L80 238H81V229H82V225L81 226H79V228L78 229H80V227H81V229L80 230H78V234L80 235V236H78V237H80L78 240L77 239H75V241L74 240H72L73 242H69L71 245H72V243L73 244H75L76 246H80V247H75V245L74 246H71L70 244H68L67 242V240H69V239H73V238H70V236L74 233V231L76 232L77 230H74V229H76V228H72L73 226V223H76V221L78 222V224L76 223V225L78 226L79 225V222L81 223V219H86V221L84 222H82L83 224H85L86 223V225L83 227V231L85 232V229H86V226L87 227H90L91 228V226H93V223H96V222H93L94 220V218L92 219L93 221V223H92V225L90 226L89 225V222L87 221L88 220V218H86V216L88 215L87 213L89 212V211H87V215H85L84 216V218H81L80 220H79V218L77 217V219L79 220H77L76 218H74L76 221L74 222V221H72L73 219V217H75L76 215H77V213H79V212H77L76 214L73 212V211H70L71 209H69V210H67L68 212H65V211H63V210H61L60 211V209L58 210V207H56L57 209H55V207H54V209H53V200H49V202H47L45 199H42V200H45V201H40L39 199H41V198H43V197H34V196H32V197H30L29 198ZM34 197V198H33ZM84 197V198H83ZM103 197H105V195L103 196ZM103 197H99V198H103ZM108 197V196H107ZM129 197V196H128ZM127 197V198H128ZM136 197V198H137ZM150 197H151V194H150ZM154 197V196H153ZM183 197V198H182ZM211 197V198H210ZM232 198H234L233 196H231ZM26 198V197H25ZM99 198H97V199H99ZM109 198H103L102 200H101V202H102V206H103V202H105L107 199L109 200ZM135 198V199H136ZM142 199L143 198H145V196L144 197H141ZM160 198V197H159ZM200 198H202V195H201V197ZM206 198V197H205ZM231 198V199H232ZM238 198V197H237ZM36 199V200H35ZM93 199V198H92ZM151 199V198H150ZM152 199H154V198H152ZM166 199H167V202H166ZM169 199V200H168ZM174 199V200H173ZM178 199H180V198H178ZM203 199V198H202ZM227 199H230L229 197H227ZM230 199V200H231ZM251 199V198H250ZM90 199H88V201H89ZM107 200V201H108ZM137 200V201H138ZM149 200V199H148ZM148 200H145L146 202L148 201ZM158 200V199H157ZM160 200V199H159ZM208 200V201H209ZM222 200L224 201V200H226V199H224V198H222ZM235 200V199H234ZM237 200V199H236ZM26 201H24V203L26 202ZM50 201H52V203H50ZM85 201V202H84ZM92 201H94V200H92ZM128 201V202H127ZM161 201V200H160ZM186 201V200H185ZM226 201H228V200H226ZM232 201H233V199H232ZM245 201V202H246ZM23 202V201H22ZM38 202L39 203H41V202H43V203H41L40 204V206L38 205ZM62 202V203H61ZM87 202V203H86ZM98 202V204H100L101 205V202L99 203V201H97ZM111 202H108V203H111ZM142 202V201H141ZM155 202V201H154ZM199 202V201H198ZM201 202H202V200H201ZM211 202V201H210ZM217 202V203H216ZM230 202V201H229ZM229 202L226 204V205H228L229 206ZM245 203V204H243V205H248V203ZM16 203V204H15ZM23 203V204H24ZM87 205H86V204ZM95 203L96 202H94L93 204L95 205ZM106 204H107V202H105ZM143 203V202H142ZM141 203V204H142ZM148 203H149V201H148ZM156 203V202H155ZM178 203V204H177ZM185 203V202H184ZM200 203V202H199ZM223 203V202H222ZM231 203V202H230ZM234 203V201L232 202V204ZM236 203V205H238L237 203H239L238 201L237 202H235ZM234 203V204H235ZM17 204H19L18 206H17ZM91 204V203H90ZM105 204V206H106V209L105 210H103L102 211V206H101V208H100V206L97 208L98 210H100V212H98V213H96V215L98 214L99 215V213L102 215L103 213L106 215H102L103 216V221H102V224H101V222H100V219L101 218H95L96 219V221H97V225H95L96 227H98L99 229H97L95 226H93V227H95V229H93V230H100V226L102 225V226H104V224L107 222V219L109 220V216H108V214L109 213H113V210H115V208L116 209H118L119 207H116L115 205H113V204H110V205H113V206H111V208H109L110 207V205L108 204V206ZM134 204V206H132ZM140 204V203H139ZM158 204V203H157ZM166 204H165V207L167 208V206H166ZM210 204V205H209ZM220 204H221V201H220ZM232 204H230V205H232ZM54 205V206H55ZM59 205V206H60ZM97 205V204H96ZM168 205V204H167ZM179 205H178V207H179ZM235 205V206H236ZM242 205V204H241ZM242 205V206H243ZM250 205V204H249ZM247 206V207H250V206ZM22 206H24L23 207V209L21 208ZM58 206V205H57ZM93 206V205H92ZM104 206V207H105ZM125 206H123L124 208H127V207H125ZM181 206V207H182ZM201 206V205H200ZM210 206V207H209ZM216 206V205H215ZM218 206H216V207H218ZM60 207H63L62 205L60 206ZM66 207V206H65ZM65 207H63V209H65ZM66 207V208H67ZM70 207V208H71ZM103 207V208H104ZM109 208V211L107 210L108 208ZM112 207H113V209H112ZM141 207L143 208V204L141 205ZM147 207V208H146ZM161 207H160V209H161ZM181 207L179 208L180 209V211H181ZM187 207V206H186ZM214 207V206H213ZM229 207H231V206H229ZM238 207V206H237ZM246 207V208H247ZM21 208V209H20ZM123 208V209H124ZM142 208H138L139 210H141ZM175 208V207H174ZM183 209H186V208H184V207H182ZM199 208V207H198ZM204 208V207H203ZM203 208H201L202 210H203ZM244 208V207H243ZM252 208V207H251ZM250 208V209H251ZM68 209V208H67ZM96 209V211L95 212H97L98 210ZM110 209H112V211L110 210ZM120 209H122V208H120ZM176 209V208H175ZM175 209H173L174 211H175ZM183 209H182V211H183ZM206 209V208H205ZM210 209H208L209 211H210ZM216 209V210H215ZM227 209H229V208H225V210H227ZM230 209H232V208H230ZM238 210L240 209L239 207L237 208ZM248 209V208H247ZM249 209V210H250ZM54 210V211H53ZM76 210V209H75ZM108 211V213H105L104 211ZM147 210V211H146ZM198 210L199 209H197V212H198ZM235 210V208L233 209V211ZM238 210H237V214H238ZM243 210V209H242ZM241 210V211H242ZM245 210V212L248 214V212L249 211H246V209H244ZM252 210H253V208H252ZM50 212L51 211V213H49L50 215L49 216H51V219H50V217L47 215V213L45 214L46 215V217L48 216L49 218L48 219H50L49 221H50V223H52L54 226L52 227V226H50L51 224H49V226H50V229H51V227H52V229H54V230H56V228H57V232L55 231V233H54V231H52V229H51V233L49 232V234H48V232L47 233H45V231H43L41 228H43V227H41V226H38L39 224H41V221H40V219H41V217H44V216H41L42 214L44 215V213L43 212ZM56 211H58L59 213H61L62 214V211H63V216H69V215H71V219L72 220H70L69 218H68V220H65L64 219V217L63 218H59L58 217V213L56 212ZM77 211H79V209L77 208ZM106 211V212H107ZM122 211V210H121ZM126 210L124 209V211L123 212H125ZM162 211V210H161ZM185 211H187V210H185ZM201 211V210H200ZM205 211V210H204ZM229 211V210H228ZM236 211V210H235ZM240 211V210H239ZM40 212H42V213H40ZM65 212V213H64ZM70 212V213H69ZM73 212V213H72ZM76 212V211H75ZM92 212H89V214H92ZM206 212V211H205ZM38 213H40V216H38L39 214ZM67 213H69V214H67ZM74 215L73 217H72V214ZM119 213H121V212H119ZM129 213V214H130ZM154 213H157V215L159 214H161L160 215V217H156V215L154 214ZM171 213V212H170ZM169 213V214H170ZM183 213H185V212H183ZM235 213V212H234ZM233 213V214H234ZM241 213V212H240ZM251 213V212H250ZM253 213V212H252ZM65 214V215H64ZM79 214V216H81ZM131 214V215H132ZM175 214V213H174ZM178 214H179V211H178ZM200 214V215H201ZM236 214V215H237ZM241 214H243V211H242V213ZM241 214L239 215L238 214V216L240 217V218H244L246 215L244 214V215H242L241 216ZM93 216H96L95 215V213L93 212V214H92ZM92 215H90L91 217H93ZM101 215H99L100 217H102ZM118 215V214H117ZM176 215H177V213H176ZM198 215V214H197ZM197 215H195V216H197ZM236 215H233L234 217L236 216ZM249 215V214H248ZM252 215V214H251ZM78 216V215H77ZM83 216V215H82ZM89 216V215H88ZM87 216V217H88ZM89 216V217H90ZM99 216H97V217H99ZM109 217V218H107L106 220H105V217ZM119 216H121V215H119ZM124 216V215H123ZM128 216V215H127ZM126 215H125V217H127ZM154 216V217H153ZM166 218H165V217ZM173 216V217H172ZM187 216V215H186ZM194 216V217H195ZM118 217V216H117ZM130 217V216H129ZM129 217H128V219H129ZM180 217V216H179ZM251 217H253V216H251ZM255 217V216H254ZM254 217H253V219H254ZM40 218V219H39ZM120 218V217H119ZM118 218V219H119ZM229 218L233 221H229ZM233 218V217H232ZM237 218V217H236ZM248 218H249V216H248ZM42 219H45V218H42ZM90 219V218H89ZM90 219V220H91ZM128 219H123L122 218V220H127L128 221ZM131 219V218H130ZM133 219V218H132ZM188 220L186 223H185V221L184 220ZM195 219H196V217H195ZM245 219V223H246V221H248L249 222V224L252 222H250V220H248L247 218H244ZM247 219V220H246ZM252 219V218H251ZM46 220V219H45ZM65 220V221H64ZM72 221L71 222V225H70V221ZM120 220V219H119ZM137 220H135L136 221V224H137ZM152 220V221H151ZM236 220V219H235ZM242 220V219H241ZM241 220H239V218H238V220H236V221H238V223H239V221H241ZM43 221V220H42ZM47 221V220H46ZM46 221H44V222H42V223H48V222H46ZM67 221H69V222H67ZM105 221V222H104ZM111 221V220H110ZM126 221V222H127ZM132 220H129V222H131ZM256 221V220H255ZM38 222H40L39 224H38ZM87 222H88V224H87ZM100 222V223H99ZM104 222V223H103ZM109 222V221H108ZM107 222V225L109 224V226H111L112 224H111V222L110 223H108ZM118 222H120V221H118ZM121 222H123V221H121ZM132 222H134V219H133V221ZM152 222V223H151ZM184 222V223H183ZM197 222H199V225L200 224H202V223H208V224H210V225H217V227H218V225H219V228L220 227H222V228H220V230H221V232H222V234L220 235V237H224V232L226 233V234H232V236H226V239H225V242H223L224 241V239H222V238H216V235H217V233H215V232H213V233H209L208 231H207V233H206V231L205 232H203L202 233V230L203 229H201V231H200V226L198 225V223ZM244 222V221H243ZM248 222H247V224H248ZM21 223H22V225H30V226H28L30 229H28V230H30V232H31V234H32V232L35 230V229H38L39 227V229H40V231L39 232H44V233H38L37 235H35L34 237L33 236H29V235H27V236H24V232H23V230L25 231V232H28L27 230H25V229H27V228H25L24 226L22 227V228H24V229H22V231H21V229H18V228H21ZM81 223V224H82ZM98 223L99 224H101L100 226L98 225ZM113 223H115V222H113ZM117 223V222H116ZM124 224H125V226H126V224L128 223H125V222H123ZM123 223H120V226L123 224ZM197 223V224H196ZM241 223V222H240ZM245 223H243V225L241 224L240 226H242V229H243V226H245ZM34 224H38L37 225V228H34V226L36 227V225H34ZM111 224V225H110ZM129 224L130 223H128V227L127 228H129ZM132 224H134V223H132ZM131 224V225H132ZM135 224V225H136ZM148 224H149V226H148ZM171 224V225H170ZM197 225V227L199 226V232H201V234H196V235H194L193 237H192V239L190 238L191 237V235H193V234H190V237H189V235H188V232H186V233H184L185 231V228H184V230L182 231V229L180 228V225H185V226H190V225H192V226H194V225ZM221 224H225L227 227H229V229L231 228V230L232 231H230L228 228H227V230H228V233L226 232V229H225V231H224V225H221ZM234 224H236V223H234ZM34 225V226H33ZM45 225V224H44ZM46 225H48V224H46ZM75 225V226H76ZM106 225V224H105ZM107 225L106 226H104L105 228L107 227ZM118 225V224H117ZM116 225V226H117ZM134 225V228H137L139 225H136L135 226ZM167 225H170L171 227H173L174 228V233H175V231H176V228H180V232H179V230L178 231H176V232H178V235H180V237L179 238H176V239H172L171 240V238L172 237H168V236H172L171 235V231L173 230V228L171 229L170 228V226L168 227ZM176 227V226H179V227H174V226ZM196 225L194 226L195 228H196ZM221 225V226H220ZM233 225V224H232ZM17 227V228H13V227ZM56 226V227H55ZM74 226V227H75ZM101 226V227H102ZM115 226V224L112 226V227H114ZM116 226H115V228H116ZM119 226V225H118ZM117 226V227H118ZM124 225H122L121 227H123ZM133 226V225H132ZM191 226V227H192ZM208 226V225H207ZM211 226V228H213ZM235 226V225H234ZM248 226V225H247ZM55 227V228H54ZM112 227H110L109 228V230L106 228V230L107 231H110L111 233H112V230H114V229H112ZM125 227V228H126ZM131 227V226H130ZM183 227V226H182ZM204 227H206L205 225H204ZM217 227H215V229L217 228ZM47 229H49V227H46ZM105 228H103V229H105ZM124 228V229H125ZM133 228V229H134ZM139 228V227H138ZM138 228H137V231H138ZM141 228H139V231H140V229ZM162 228H164V229H162ZM171 229V231H169L168 232V230H170ZM188 228H190V227H188ZM188 228H186L187 230L186 231H188ZM193 228V227H192ZM201 228H202V225H201ZM31 229H34L33 231H31ZM44 229V228H43ZM88 230H89V232H90V230L91 229H89V228H87ZM112 229V230H111ZM118 229V231L116 230H114V232L111 234V235H113L114 233V235L111 237V238H109L110 237V235L108 236V235H101L102 233H100L101 232V230H100V232H99V234H100V236H102V237H100L99 235H98V232L96 233L97 234V236L96 235H94L95 234V232L94 231H92L91 233H90V235H92L91 237H93V236H95V237H97L96 239H97V241H95V243H97V244H99V243H101L100 241H103L102 242V244H101V246H99L100 248H98V249H100L99 251H100V253L99 254H101V256H103L104 257V260L102 259V258H100V259H102L103 261H104V264H111V262H113V264H118L119 263V261H120V259L122 258V257H120V256H123L121 253L122 252H120V250H122V248H124V247H122L123 246V244H125V243H128L125 239H127V238H125V237H127L126 235H128V233L127 232H124L125 230L126 231H128L127 229H122V228H117ZM123 231H122V230ZM130 229V228H129ZM141 229V230H142ZM241 229V230H242ZM246 229V228H245ZM46 230V229H45ZM105 230V231H106ZM136 230V229H135ZM142 230V231H143ZM217 230H218V228H217ZM244 230V229H243ZM35 231H37V230H35ZM47 231V230H46ZM80 231V232H79ZM82 231V234L84 233ZM87 231V230H86ZM105 231H103L102 230V232H105ZM105 232V233H108V232ZM120 231V232H119ZM141 231V232H142ZM229 231L231 232V233H229ZM252 231V230H251ZM61 233V234H63L65 237H68V239L67 238H65L64 237V239H67L65 242L64 241H61V240H63V239H61V240H59V238H61V235H58L59 233ZM116 232H117V234H116ZM119 232V233H118ZM123 232L125 233L124 234V236H123ZM129 232V231H128ZM133 231H132V229L130 230V232H129V236L131 235V236H133L132 233ZM141 232H139V233H141ZM143 232H145V231H143ZM182 232V233H181ZM87 233H88V231H87ZM104 233V234H105ZM127 233V234H126ZM131 233V234H130ZM166 233V234H165ZM168 233V234H167ZM179 233H181V234H179ZM184 233V234H183ZM209 233V234H208ZM28 234V233H27ZM34 234V233H33ZM53 234H55L54 235V237H58V241L60 242H64L65 243V246L64 247H62L63 248V250H62V248H60L61 247V245H60V247H57V248H60L59 250L57 249H54V250H56V252L54 251V250H52V252L54 251L55 253H52L51 252V249H53V246H55L54 244L56 243V241H57V237L54 239V238H52L50 235H53ZM57 234V235H56ZM144 234V233H143ZM142 234V236L141 237H143L144 235ZM156 234H157V236H156ZM210 234H212V235H210ZM214 234H216V235H214ZM252 234H254V233H252ZM62 235V236H63ZM87 235V234H86ZM89 235V234H88ZM87 235V236H88ZM136 235H137V233H136ZM141 235V234H140ZM167 235V236H166ZM182 235V236H181ZM199 235V236H198ZM74 236H77V234H74ZM99 236V237H98ZM116 236H117V238H116ZM139 236V235H138ZM147 236H149V234L147 235ZM150 236L149 237H147V238H150ZM173 236H175L174 234H173ZM198 236L199 238L201 237V239H199V238H196V237ZM83 237V236H82ZM84 237H86L85 236V234H84ZM90 237V238H91ZM94 237V238H95ZM103 237H108L107 239L105 238V239H103ZM125 239H124V238ZM135 237V236H134ZM146 237V236H145ZM189 237V238H188ZM195 237V238H194ZM217 237H218V235H217ZM63 238V237H62ZM75 238H77V237H75ZM89 238V239H90ZM102 238V239H101ZM113 238V239H112ZM130 238V237H129ZM131 238H133V237H131ZM130 238V239H131ZM136 238V237H135ZM134 238V242H135V240L138 238H136L135 239ZM167 238V239H166ZM54 239V241H52ZM82 239V241H83V238H81ZM95 239V240H96ZM100 239V241H98ZM110 239V240H109ZM112 239V240H111ZM129 239V240H130ZM151 239V238H150ZM219 239V242L218 241H216V240H218ZM222 239V240H221ZM77 240V241H76ZM91 240V239H90ZM124 240V242H122ZM128 240V241H129ZM140 240V239H139ZM138 240V241H139ZM149 240V239H148ZM153 240H152V243H150L149 245H152L153 244ZM167 240H170V241H172V245L170 246V241H168L167 242ZM174 240V241H173ZM196 240V241H195ZM220 240L222 241V242H220ZM49 241H52V244H49L50 246H48V243H51V242H49ZM69 241H71V240H69ZM91 241H94V239L92 238V240ZM121 242V243H123V244H119V242ZM126 241V242H125ZM131 241H132V245H131V247L132 246H135L134 244L136 243L137 244V242H133V239H131ZM131 241H129L130 243H131ZM151 241V240H150ZM194 241V242H193ZM90 242V241H89ZM88 242V243H89ZM99 242V243H98ZM117 243V245H116V243ZM167 242V243H166ZM63 243V244H64ZM91 243V242H90ZM93 243V242H92ZM129 243V244H130ZM142 243V242H141ZM160 243H162V242H160ZM164 243V242H163ZM217 243V244H216ZM222 243V247H221V245H219L218 246V244H221ZM58 244V243H57ZM57 244H56V246H57ZM60 244H62V243H60ZM66 244H68L67 246L68 247H66ZM139 244V249H140V246L142 245V244H144V243H142V244H140V243H138ZM137 244V245H138ZM148 244V243H147ZM214 244H216L215 246H218V248L219 247H221L222 249L225 247V250H222V253H224V251H227L228 253L226 254V256H227V258L229 259V257H230V259L228 260V259H226L227 261H226V263H224L225 261H224V259L221 261V258L219 259V255H217V257H218V259L216 258V254H218V252H215L214 253V251L216 250V248L214 249ZM224 244V245H223ZM120 245H122V246H120ZM136 245V246H137ZM193 245H195L194 247H193ZM47 246V247H46ZM52 246V247H51ZM63 246V245H62ZM95 246H96V244H95ZM136 246L135 247H132L133 249L134 248H136ZM192 246V248H193V251H192V248H190ZM66 247V248H65ZM70 247H72V250H74V252L72 251V250H70L71 248ZM75 247V248H74ZM119 247H121V248H119ZM125 247H126V249H128L127 247H129L130 248V250H128V251H133V249H131V247L127 244H125ZM138 247V246H137ZM153 247V246H152ZM155 247V246H154ZM153 247V248H154ZM65 248V249H64ZM70 248V249H69ZM107 248V249H106ZM143 249H144V247H142ZM153 248H151V249H153ZM156 248V249H157ZM172 248V249H171ZM217 248V249H218ZM68 249L71 251H68ZM77 249V251H75ZM97 249V250H98ZM125 249V248H124ZM150 249V250H151ZM138 250V249H137ZM137 250L135 251V254H137L136 252H137ZM142 250V249H141ZM150 250H148V251H150ZM154 250V249H153ZM177 250V251H176ZM219 250V249H218ZM221 250H219V252L221 251ZM58 251V252H57ZM123 251V250H122ZM127 251V250H126ZM217 251V250H216ZM125 252V251H124ZM123 252V253H124ZM139 252H140V250H139ZM142 252H144V251H142ZM152 252V251H151ZM159 252H161V251H159ZM126 253V252H125ZM133 253H134V251H133ZM132 253V254H133ZM145 253H147V252H145ZM154 253H157V251L156 252H154ZM234 253H238L235 257H233L234 255ZM131 254V253H130ZM139 254H141V253H139ZM159 254H162V253H159ZM215 254V255H214ZM220 254V253H219ZM148 255V254H147ZM221 255V254H220ZM233 255V256H232ZM238 255V256H239ZM99 255H96L95 257L97 258ZM128 256V255H127ZM130 256V255H129ZM132 257H134L133 255H131ZM143 256V255H142ZM153 256V255H152ZM152 256H150V258L152 257ZM155 256H156V254H155ZM157 256L159 257V255L157 254ZM166 256V255H165ZM170 256H172L171 254H169V257ZM125 256H123V258H124ZM139 257V256H138ZM145 257V256H144ZM157 257V258H158ZM161 257V256H160ZM175 257H174V259H175ZM223 257V256H222ZM224 257H225V255H224ZM232 257V258H231ZM259 257H262L261 259H259ZM99 258V257H98ZM98 258H97V261H98ZM129 258V257H128ZM136 258H137V256H136ZM141 258H143V257H141ZM140 258V259H141ZM147 258V257H146ZM149 258V257H148ZM147 258V259H148ZM171 258V257H170ZM169 258V259H170ZM93 259V258H92ZM95 259V258H94ZM94 259L92 260L93 262H94V264H99L100 262L98 261H96L97 263H95V261H94ZM129 259H131V258H129ZM128 259V260H129ZM165 259H168L167 257L165 258ZM172 259V258H171ZM171 259H170V262H171ZM87 260V261H86ZM102 260H100V261H102ZM126 260V259H125ZM124 260V261H125ZM135 259H133V261H134ZM145 260V259H144ZM151 260V259H150ZM161 260H163V258L161 259ZM219 260L221 261V262H219ZM234 260V259H233ZM236 260V259H235ZM85 261L87 262V263H85ZM103 261L101 262V264L103 263ZM123 261V260H122ZM131 261V260H130ZM147 261V260H146ZM154 261H156L155 260V258H154ZM159 261V260H158ZM158 261H156V263L158 264ZM172 261V264H176L175 262H173ZM224 261V262H223ZM121 262V261H120ZM148 262L149 263H147V264H151V261H149L148 260ZM159 262H161V261H159ZM235 262V261H234ZM234 262H233V264H234ZM142 262H140V264H141ZM155 263V264H156ZM163 263V262H162ZM161 263V264H162ZM120 264V263H119ZM121 264H123V263H121ZM135 264V263H134ZM137 264H139V262L137 263ZM144 264V263H143ZM152 264H154V263H152ZM238 264V263H237Z\"/></svg>",
	"mask_w": 264,
	"mask_h": 264
},
{
	"label": "rangeland",
	"instance_id": "374dc122",
	"mask_svg": "<svg viewBox=\"0 0 264 264\" xmlns=\"http://www.w3.org/2000/svg\"><path fill=\"white\" fill-rule=\"evenodd\" d=\"M81 1V9H80V12H79V14H78V16L75 18L76 20H77V22H78V24L79 25H81L82 26V29L84 30V32L86 33V35H87V37H88V40L90 39V45H91V47H92V50L94 51V53H95V55H96V58L94 59L95 60V62H103V61H106V63H110V62H112L113 64H116V68H118L119 70H122V69H124L125 70V68L123 67V68H120L121 67V62H123V64L124 63H127V64H132L133 63V57L134 58H136V54L137 53H139V52H142L143 53V55L141 56L142 58H145V55H147V54H153V55H155L156 56V59L155 60H153V61H151V62H149L145 67H143L144 69H141L140 68V66H136V65H132V70H134V72L131 74V75H129V74H126V76H125V78H122V80H120V82L122 83V85L124 86L123 88H124V91L125 90H132L133 91V93L135 94V95H140L141 93H140V88H139V85H138V83L137 82H135V80L134 79H141V78H144L146 81H149V82H154V81H157V80H161V81H163V82H167V84H172V81H174V80H176V79H181L183 76H184V74H185V71L184 70H182L183 69V67L184 66H188V56H186V57H182V58H180V57H177V56H171V55H169V51H170V48H171V45L173 44V43H177V44H180V43H182V41H181V39H180V34H182V29L184 28H186V27H188V0H181V1H179L176 5H175V7L173 8H170V5H171V0H145L144 2H142V3H140V2H138L137 0H80ZM241 0H220V1H217L216 3H215V5H214V7L211 9V11L208 13V19L210 20V21H217L219 18H222V17H224V15H227V14H230V16H231V13H235V14H237L236 13V11L237 12H241V14H242V9H243V5H242V2H240ZM112 2V4H111V6H109V4ZM262 5H261V7H263V10H264V0H260L259 1ZM242 5V6H241ZM241 10H240V9ZM239 10V11H238ZM233 15V14H232ZM238 15H239V13H238ZM228 16V15H227ZM37 18H39L38 16H36ZM41 24V23H40ZM38 26H40L39 24H38ZM42 27V26H41ZM40 27V28H41ZM244 27V26H243ZM250 27V26H249ZM244 28H246V26L244 27ZM248 28V27H247ZM247 28H246V30H247ZM253 28V27H252ZM239 29V28H238ZM237 29V30H238ZM240 29H241V27H240ZM239 29V30H240ZM256 28H254L253 29V31H251L250 33L251 34H253L252 36H249V37H251L252 38V40L254 41V42H256L259 46H260V48H261V50H260V48H259V50H260V52L262 51V50H264V47L262 46L263 44V42H264V35H263V32L261 31V30H255ZM245 29H241L240 31H244ZM245 30V31H246ZM248 31V30H247ZM255 31V32H254ZM248 35H249V32L247 33ZM33 35H32V33L30 34V32H26V31H23V38H21V41L23 42V43H25V47H27V48H24L23 47V49L21 50V52H23L24 54H26L25 52L26 51H29V52H27V54L30 56V54H31V56L33 57V58H36V59H38L39 60V64H40V62H41V65H39V66H37L36 67V69H38V70H40V77L42 78V80L41 81H38V80H36V78L35 79H25L24 78V76L22 75V74H20L19 72H20V67H18V69H17V67L16 66H12L13 68H14V70H15V72L12 74V76L11 77H13V79L14 80H16L21 86H22V89L24 90V92H22V93H24V95L26 96V92L28 91V89L29 90H33L37 95L35 96V94H34V97L32 98V95L33 94H31L30 95V93H32V92H30L29 93V95H27L26 96V101H27V99H29V97H31L28 101H29V106H25V107H22V105L21 106H17L18 105V103L16 104V101H14V102H11L12 104H14V106L12 105V104H10V106H12L10 109H9V111H6L5 109H3L2 107H0V113L2 114V115H0V131H2V133L0 134V181L3 183V184H6V182H8L9 184H11L10 185V191H8V192H6V193H0V200H1V202L2 201H5L4 199H11V200H14V201H16V202H20V204L21 205H25L26 203H28L29 202V200L30 199H28V197H29V195H30V197H32V196H34V197H37L36 196V193H37V195L39 194H42L43 192H44V189L42 188L41 189V187L39 188L38 187V185L39 186H41L42 185V183H44V179H37V177L36 176H38L39 178L41 177V175L43 176V175H45L44 173H46L47 175H50V174H52V173H56V170L58 171L59 169H57L58 168V166H59V168L61 167V166H63V167H61L62 169H60V170H63V168L66 170V167L68 168V166L71 164V163H73L74 164V166H73V164L70 166L71 168H74V169H71V168H68L69 170L71 169L72 171H73V174L71 173L72 171L70 170H63V173H59V172H57V173H59L60 175L62 174H65L66 173V175H65V177H67L68 176V174H71L70 175V179L71 180H74V179H76L77 181H79L77 178H76V173L74 174V172H76L77 171V173L79 174H77V176H80V170L79 169H75V166H77L78 164H79V167L80 166H82V163H83V166H84V161H85V158L83 157V159H82V157H81V159L83 160V162L81 161V163H80V161H79V163H77V159L78 158H74L73 157V154H70V156L72 155V157H69V153L70 152H68V147H69V145H68V143L70 144L71 142H73V143H75L76 141V139H78V138H76L75 140H74V138L72 139V137L74 136L75 137V135L77 134V136L78 135H83V134H81V133H84L85 132V130H83L82 132H76V133H74L73 134V130H75V128L73 129V127H74V124L76 123V121L78 120V119H80V118H86V120L88 121L87 122V130L89 131V129H94L93 127H95L93 124H97L96 126H98V124H101V126H102V124H103V120L104 119H106L107 120V118H108V122H111L113 119H114V121H113V124H116V125H113L112 123L110 124L111 125V127H112V125H113V127L115 126L116 128H118V127H120L119 125H120V121H125V122H131V123H133L132 121H134V123L133 124H131V126H130V128H132V127H134L135 128V130L136 129H138L137 127L138 126H145L146 127V129L144 128V127H141V128H143V129H138V131H136V133L134 134V132H135V130L133 131L132 129L130 130L131 132H133L132 134H134V138L136 137V134H137V136H138V134H140V131H141V136H138V138L140 139H134V140H132V138H133V136L132 135H130L131 136V140L133 141H131L130 140V138H125V141H126V143H127V141L128 140H126V139H129L130 140V142L129 143H134L133 145H132V148H129L130 150L132 149L133 150V146H134V148H136L138 151H140V153H142V151H143V154L145 155H143V154H138V157L137 158H135L137 161H140V162H135V160H134V162H132L133 161V158L132 157H130V156H134V155H132L133 154V152H132V150L130 151V156H129V158H132L131 160L132 161H130V159L128 160L127 158L125 159V158H122L121 157V155H120V157L122 158H120V157H118V154L117 155H115V157H117V159H118V161H122L123 159L125 160V162H127V161H129V163L130 162H132V163H130V164H135L134 165V167H139L138 165H140L141 163H143L144 164V161L145 160H143L144 158L147 160V159H149L148 158V156L150 155V159L151 160H149L148 162H150V161H154L152 164V167H151V162L150 163H148V164H150L149 166H147V169L146 168H143V172H141V171H139V169L137 170L136 168V170L138 171V172H141V173H138V174H136V173H134V172H129V171H132L133 169H134V167L132 166V165H130L131 167H133V168H131L132 170H130V168L128 167V166H126L127 164H128V162L127 163H125L124 162V164H122V165H124V167L126 168L125 170H128V171H126L125 172V175L127 174L128 175V172L129 173H131V175H132V177L129 179V184H127L128 186L126 187V186H121L120 188H119V185L120 184H122L123 185V181H121V180H123V179H126L125 178V175H124V172H122V173H120V171L122 170V169H120L119 168V170H118V173H120L119 175H123V176H120L119 178H122V179H118V176H117V179H115L114 178V176H113V178H112V180H113V184H112V180L110 181V179H111V177L109 178V180H108V177L107 178H105V179H107L108 180V183H109V181L111 182L110 184L111 185H113L114 187H115V185H116V183H117V185L118 186H116L115 187V189H112V190H110L113 186H111L110 184H109V187L108 186H106L107 185V181L105 182V179H104V177L102 176V179H104V182L106 183H104L102 180V182L100 181V180H96L97 179V177L99 176V175H97V172H98V174L100 173L99 171L102 169V168H104V167H101L102 165H104V163L105 162H108V159H110V156H108V158H106L107 156H106V153H108L109 155H110V151H109V147H111V146H113V145H111V146H107L108 148H106V145L105 146H103L102 145V147L105 149V151H106V153H105V157H104V159H106L105 160V162L103 161L104 159H101L102 160V164H101V162L99 161V162H97V164H100L101 166H99V168H97V169H93L94 167L93 166H91V167H93L92 169H91V167H90V165H95L96 163H94V161H95V159L94 158H92L94 155H90L91 157H86V159H89L90 158V161L89 160H87V162L89 161V162H91V159H94V161H92L91 162V164L89 163V164H87L86 165V167L87 166H89V167H87V169H88V171H89V168H90V170H94V173H95V176H96V178L94 179H92V175H93V171L91 172V174L89 173V176H91V177H89L88 176V173L86 174V171H85V173L84 174H86L87 175V178L89 177V179H92V181L94 182V180H95V182L96 181H99V184L101 185V184H104L103 186L101 185L100 187L99 186H97V192L98 191H102L103 189L104 190H106V188L107 189H109L107 192L105 191V194H103V192L102 193H99L98 192V194H97V192H94L95 194H96V196L94 195V193L92 194V190L94 191V189L95 188H93L92 190H90L89 188H88V190H90V192H91V194H92V196H90L89 194H90V192H89V194L87 193V192H85V193H87V195H85V196H89V197H91V198H88V197H85L84 195V197L87 199L86 201L89 203L90 201V203L88 204V205H90L89 207V209H93L94 207H95V211H96V209L100 206V208H101V206H102V202H101V200L103 199V198H109V194L110 193H112V192H114V190H115V192H117V190L116 189H120L122 192H123V194H124V199H125V196H127L128 194H127V192L131 189V188H133L132 186H134V184H138V186H140L139 184H141V186L140 187H142V188H137V186H136V189L135 190H130V191H132V192H134V194L135 195H137L136 194V190H138L137 191V193H138V197H140V200L143 202H141L140 200H138L139 198L137 197V196H135L134 194H132L131 192H130V194L133 196V197H131L130 195H128L127 197H126V199L125 200H127V199H129V201H130V203L128 202V204H130V207H131V204H132V200H133V198H134V200L138 203L139 201V203H138V205H139V207L137 206V211L138 212H140L141 211V214L145 211L144 210V208H145V206L148 204H150V202L153 200V202H151V203H154V204H156V205H147L148 207H153L152 209L154 210L155 208H156V206H157V208L160 206V202H161V204L164 202V200L163 199H165L164 197L162 198L161 197V195L162 196H165V192H166V194L168 193V195L167 196H165V197H167L168 198V196H169V199H170V201H168L169 203H171L170 204V209H171V207L173 206V209H175V211L172 209V211L171 210H169V203H165L166 204V206H167V208L165 207V204H163V206H164V209H163V207H161V209H160V207L158 208V210L160 211V212H162V217H163V215L165 214V213H167L168 212V210L171 212H169V213H167V216H169V215H171L172 214V212H174L172 215H174L175 217H173L174 219H176V218H181V219H178L179 221L181 220V222H182V220L183 219H185V217H187V219L189 220V222H191V221H194V220H196L197 221V219H198V221H199V218H201L202 216H203V214L205 215L207 212H211V213H213L212 211H213V209L214 208H216L215 210V212L217 213V211L219 210V208H221V206L222 205H224L223 207H227V208H229V209H227V210H225V208H222V210L224 209V212H220V210L218 211L219 212V214L221 213H228V214H230L229 216H230V218L233 220V221H235L234 223H236V224H234V223H231V224H226V225H229V227H230V225L232 226L231 228H232V230H234V229H236L234 232H235V234H233V235H236L235 237H237V236H239V235H237V233L239 232V231H245V230H247V232H248V230H250L249 231V234H250V232H251V235L252 236H255V231L253 230V224L255 223H258V221H260V219L257 221V218L258 217H261L260 215H256V214H254V212H255V208L253 207V206H251L252 204H251V202H247L246 200H248V201H251L252 200V196L250 195V193L247 191V196L248 197H246L247 199H245V201L248 203V205L250 206V207H247L248 205L246 204V205H243V204H245L246 202L244 201V203H242L243 202V200H244V198H242L241 196H239V194L236 192V189L239 187V185H238V179H240L241 177H248L249 176V174L251 173L250 171V167H252L253 165H254V163L253 162H255L256 161V159H257V161H258V158L261 156V157H263L264 158V155H262V154H259L260 156L259 157H257V156H255V157H257L255 160L253 159L252 160V157L253 156H251L250 154L251 153H249L247 156H246V154H244L243 153V156L241 155V154H238V153H240V151L241 150H239V148L237 147L236 148V146H240V140H241V137H239L240 136V134H239V131L237 132V130L238 129H236L237 127V125H236V123L234 124L235 125V127H233L232 126V123H234L235 121H238V119H236L235 118V116H237L238 114V112H240V111H242V112H244V111H247V107H243V105H245V103L243 104V105H239V107L238 106H234V107H231L229 104H225V105H227V106H225V105H222V106H220V107H217L216 109L218 110V112H217V114H219L218 116H220L221 115V117L223 116V115H225V114H227V115H225L226 117L225 118H219L220 120H218V122L217 123H219V121H220V123L222 122V123H224V124H220L219 123V125L218 124H215L216 122L215 121H217V120H215V118H218V116H215V114H212L211 113V115L208 113V115H210V116H212V115H214V120L211 118V117H206L205 119L207 120V122L206 123H210V120H208V118H211L213 121H214V123H212L213 125L215 124V125H217L218 126V129H220V127H221V129H224V128H222V127H224V126H226L225 124L226 123H228V121H225V119H228L229 117H234V118H232V119H234V122H231V124H227L229 127H231V128H229V127H227V129L229 128V131H230V129H231V131H230V133L232 132V134H233V137H231V140H233L232 138H235L236 136V140L234 139V143L233 142H231V143H229V142H226V143H229V144H231L232 146L234 145L235 146V144L237 143V145L234 147L233 146V149H230V148H232L231 146H229V144H227L226 145V143H224L225 145H223L222 146V143H221V141H220V145H221V148H224L225 147V150H224V152L223 151H220L221 149H220V145H219V149H215V147H214V145H218V144H216L217 143V140L215 141L216 143L214 144V143H212L213 141H209V140H207L206 139V137L208 136V138L210 139L212 136H214L215 137V134H216V137L218 138V134L220 133L221 134V132H222V130L221 131H219L218 129H216V130H218L219 131V133L217 134L216 133V130H212V129H214V128H216V126L214 125V128H213V126L211 127L212 129H209V128H207L208 129V131L207 130H205L206 132H202V134H204V135H206V137L204 138V139H206L207 141H209V142H207L206 143V141H205V143L206 144H208L209 143V145H212V147H213V150H212V148L210 149L209 148V150L208 151H204V150H202V149H207L206 147H207V145L204 143V141H202V140H200V138H202L201 137V132H200V130L199 129H203V127L201 128H197V133H194L193 135H191V133H190V130L188 129V140H190L189 141V145H188V147L192 144V146L189 148V154H188V158L190 157V159H188L189 161H187L186 159H183L182 157L180 158V157H177V156H182L183 154L185 155L186 153H182V155H180L181 153H179V154H175L176 156H174V153H171V152H173V148H170V149H172L171 150V154H173L172 156H171V154L168 156L169 158V160L166 158V156L168 155V153H167V151H168V148H166L165 146H167V147H170L171 146V144H170V146H168L169 145V143L167 142L168 140L170 141L171 139H173V136H174V134L175 133H177V134H179L178 133V130H176V129H169V126H167V123H165L166 125H162V127L160 128V129H156V127H155V125L153 124V119L149 116V117H146V118H144V119H140V118H138V116L137 115H142V112H143V110H144V107H142V105H141V103H140V107L138 108L136 105L137 104H134L133 103V106L135 105L136 107H137V109H136V107H135V109L133 110V111H131V113L130 114H128L127 116H126V118H125V115H124V117L123 118H121V117H119V116H121L122 115V113H123V108L121 107V106H123L124 104H127V102H128V96H125V95H123L122 94V92H120L121 93V95H123V97H124V99H123V97L121 96L120 97V94L118 93L119 91H113L112 90V85L114 86L115 84H117L118 83V81H113L112 83L109 81V79H108V75L107 74H105L103 77H102V79H100V80H103V81H101V83L98 81V80H90V81H88V82H85V83H81V81H83L84 79H85V77L86 76H88L89 75V73H86V74H83V73H80L81 72V70L80 69H77V68H72V65H70L71 64V62H68V63H63L62 65L61 64H57V61H58V58L60 57V54H61V52L62 51H58L57 50V48H56V50H55V48H48V50H42V48L40 47V45H35L34 44V42H35V39H34V37H32ZM263 37V38H262ZM45 39H46V37H45ZM44 39V40H45ZM34 40V41H33ZM33 42V43H31V42ZM29 43H31V44H29ZM184 45V47H188V42H186V43H183ZM263 48H262V47ZM29 47V48H28ZM14 49V48H13ZM169 50V51H168ZM258 50V51H259ZM13 51V53H14V51L15 50H12ZM257 51V52H258ZM21 52H20V54H21ZM22 53V55H24ZM30 53V54H29ZM262 53H264V51L262 52ZM4 55H8V52H6V53H4ZM22 55L19 57V59H18V62H21L22 61V59H23V57H22ZM25 56V55H24ZM28 56V57H29ZM255 56H257V57H255ZM249 57H251L250 58V60L253 62V61H255V60H258L259 59V55L258 54H255L254 55V57L255 58H257V59H253L252 58V55L251 56H249ZM183 59V60H182ZM253 59V60H252ZM93 60V61H94ZM45 61V62H44ZM50 61H52V62H54V63H56V66H54V67H51V65L49 64V62ZM248 61H249V59H248ZM247 61V62H248ZM251 61H249V62H251ZM44 63H47V65L45 66L44 65ZM14 64H15V62H14ZM237 64V63H236ZM235 64V65H236ZM206 65V64H205ZM238 65H240L239 63H238ZM236 66L238 69L237 70H239V71H243L242 72V74H244V73H246L245 71H246V69H248V68H250V71H252V70H254V69H252L251 68V65L250 66H246L247 68L246 69H240L239 67L240 66ZM120 66V67H119ZM209 66H211V64L209 65ZM209 66H208V68H209ZM205 67V66H204ZM207 67V66H206ZM242 67V66H241ZM244 67V66H243ZM17 70H16V69ZM35 69V70H36ZM206 69V71L208 70L207 68H204V70ZM209 69H211V68H209ZM212 69H213V66H212ZM212 69H211V71H212ZM252 69V70H251ZM19 70V71H18ZM34 70V71H35ZM214 70V69H213ZM18 71V72H17ZM206 71H204V72H206ZM210 71V70H209ZM210 71V72H211ZM247 71H249V70H247ZM51 72H54L55 74L53 75V78H54V80L53 79H50V78H47V74L48 73H51ZM210 72H208L207 71V73H210ZM60 73H63V74H60ZM211 73H213V71L211 72ZM236 73H238V72H236ZM249 73V72H248ZM248 73H246V74H248ZM203 72H201L200 74L198 73V76H200V77H203V76H208L209 78H210V76H209V74L207 75L206 73L205 74H203ZM241 74V75H242ZM246 74H245V76H246ZM59 75V76H58ZM241 76L240 75V73H238L237 74V76ZM212 76V78H213V75H211ZM249 76V75H248ZM34 76H32L31 78H33ZM88 77H90V76H88ZM207 77V78H208ZM246 79V81L248 82L249 80L247 79V76L245 77ZM77 79H79L80 81L79 82H77ZM204 79H206V77H204ZM215 79V78H214ZM213 79V80H214ZM129 82H128V81ZM76 81V82H75ZM103 82V83H102ZM250 82V81H249ZM218 83V82H217ZM81 84H83V85H86V86H88L89 87V90L88 91H85L84 92V96H83V98L81 97V103H79L80 104V106H78L77 105V107H78V109H77V107L76 108H72L71 109V107L70 106H68V104H70V101H69V103H67V101L69 100V97H70V93H71V91H72V89L75 87V86H80ZM111 85V86H110ZM107 86H109V88L111 87V90L107 87ZM105 87H107L108 89H106ZM31 90V91H32ZM26 91V92H25ZM39 92V93H37V92ZM47 92H51L52 94H53V100L55 101L54 102V106H52L51 108H49V109H47L46 110V108H45V110H44V108H42V104H38V100L40 99V98H43V96H45L46 94H47ZM27 94H28V92H27ZM7 97V96H6ZM115 97V99H117V100H114L113 99V101H115V102H113L112 101V98H114ZM117 97V98H116ZM125 97H127V98H125ZM85 98V100L82 102V99H84ZM122 98V99H121ZM4 99H8V97L7 98H4ZM9 99H10V97H9ZM25 99V98H24ZM149 100H150V98H149ZM27 101V102H28ZM62 101V102H61ZM79 101V102H80ZM170 101V100H169ZM65 102V105L63 104ZM137 102V100H135V103ZM67 103V104H66ZM90 103H92L91 104V106L89 105ZM63 104V105H62ZM87 104L89 105V106H87ZM142 104H144V101H142ZM16 105V106H15ZM20 105V104H19ZM149 106H152V105H149ZM174 107L173 108H175L176 107V105H173ZM88 107V108H87ZM89 107H90V109H89ZM92 107V108H91ZM53 108V109H52ZM134 108V107H133ZM166 108H168V106L166 107ZM260 108V109H259ZM261 108L263 109V107H258L257 109L258 110H254L255 112H259V110H261ZM1 110H3V111H1ZM217 110H215V111H217ZM106 111H107V114H106ZM173 111H175L174 109H173ZM262 111H264V110H262ZM3 112V113H2ZM104 112V113H103ZM109 112H110V114H109ZM189 112V111H188ZM206 112V111H205ZM60 113V114H59ZM101 113H102V115H105V116H103V117H101ZM111 113H113V114H111ZM119 113H121V114H119ZM215 113V112H214ZM233 113H235V114H237V115H233ZM100 114V115H99ZM114 115L115 116V114H119V115H116L115 117H116V119H115V117L114 116H112V117H114V118H112L111 116H109L110 117V120H109V117L107 116V115ZM216 114V115H217ZM228 114L230 115V116H228ZM231 114H232V116H231ZM240 114H242L241 112H240ZM95 115H97V117L95 116ZM228 116V117H227ZM95 117L97 118V119H95ZM117 117L119 118V119H117ZM103 118V119H102ZM112 118V119H111ZM125 118V119H124ZM62 119H65L64 121L62 120ZM102 120V123H97V122H99V120ZM121 119H124V120H121ZM223 119V120H222ZM240 119V118H239ZM98 120V121H97ZM119 120V121H118ZM131 120V121H130ZM211 120V121H212ZM97 121V122H96ZM105 121V120H104ZM106 121V122H107ZM209 121V122H208ZM96 122V123H95ZM106 122H104V125L105 126H107L106 125ZM116 122V123H115ZM117 122L119 123V124H117ZM127 122V123H128ZM4 123H5V125H4ZM91 123V125H93V127L92 128H90L89 127V125L88 124H90ZM61 124L64 126V127H66V126H69L70 128L72 127V125H73V127L71 128L72 129V137H70L69 138V140L67 139L69 136H71V132L69 133H66V134H69V136L67 135L66 136V139L68 140V141H66L65 140V142H68V143H66L67 144V146L68 147H66V145H65V142H64V150H63V148L62 147H60L62 150V153L63 152H65V149L67 148L68 150H67V154L68 155H66V152H65V157H64V159L62 158V157H60L61 155V152H59V150L57 149V147H59V146H55L53 143H52V141H50V140H53V142H56V140H57V138H58V134H57V132L56 133H53V134H56V135H54V137H55V139H54V137L52 136L53 134L52 133H50L51 131H49V129H51V130H53L54 131V128L56 129V126L57 125H59V126H61ZM147 124V125H146ZM211 124V123H210ZM28 125H30V126H28ZM66 125V126H65ZM205 125V127L207 126L206 124H204ZM224 125V126H223ZM2 126H4V128L5 129H3L2 128ZM47 126H49L48 128H47ZM53 126V127H52ZM55 126V127H54ZM59 126H57V127H59ZM105 126H104V129L106 130V131H104V130H102L103 131V133H109L111 130H107L106 128H105ZM135 126H137V127H135ZM112 127V128H113ZM114 127V128H115ZM47 128V129H46ZM70 128H68V131H70ZM107 128H109L108 126H107ZM129 128V129H130ZM45 130V132L47 131L48 133H50V134H52V135H50V134H48L47 133V135H50V139H49V141H50V143L52 144H50L51 146H52V148H53V146H54V148L52 149L54 152L52 153V150H51V146H48L47 148H48V150H47V148L46 149H44V144H45V142H47V141H44L45 139L46 140H48V137L45 135L46 133L44 132V130ZM95 129H97V128H95ZM94 129V130H95ZM100 129V128H99ZM99 129H97L98 131H99ZM150 130V131H146V130ZM206 129V128H205ZM227 129H225V131H227ZM236 129V130H235ZM92 130H90V131H92ZM93 131V133H96V132H98V131ZM101 130V129H100ZM145 130V131H144ZM236 132H235V131ZM52 131V132H53ZM87 131V133H85L86 135L89 133ZM107 131H109V132H107ZM142 131H144V132H146L145 133V135L148 133V135L147 136H143V134H144V132L142 133ZM154 131V132H153ZM204 131V130H203ZM212 131V134L210 133V132ZM225 131H223L222 132V135L224 136V134H225ZM234 131V132H233ZM33 132H35V133H33ZM41 132H44V134L42 133V134H40ZM55 132V131H54ZM99 132H101V131H99ZM138 132V133H137ZM150 132V133H149ZM213 132H215V133H213ZM28 133V134H27ZM31 133V134H30ZM33 133V134H32ZM91 134H92V132H90ZM158 133H162L163 135H165L164 137L163 136H161L160 134H158ZM190 133V134H189ZM208 133H210L211 134V137H209V135L210 134H208ZM224 133V134H223ZM227 133H229V132H226V136H224V137H226L225 139L227 140L229 137H228V135H227ZM234 133L236 134L235 135V137H234ZM40 136V135H42L41 137H42V139H41V137H39L38 135ZM65 134V135H66ZM84 134V136L83 137H85L86 135ZM88 134V135H90L89 136V138L87 139V141H91L92 140V138H93V141H94V139L96 140V134L94 135V134ZM100 134V133H99ZM177 134H175V137L176 138H174V140H176V141H172L173 143H172V146L171 147H174L175 146V144H178V139H179V141L182 139V141H183V138H181V137H183L181 134H179V135H177ZM208 134V135H207ZM219 134V136L221 137V139L224 141L225 139H224V137L222 136V135H220ZM102 133H101V137H102ZM161 136V137H163L164 139H161V137H159V136ZM239 135V136H238ZM28 137V139L27 138H25V137ZM34 137V139H35V136H36V138H38V139H35L36 140V142L38 141V142H40V139L41 140H43V142L41 141L39 144H40V146L38 145V142H37V145H38V147L40 148V150L42 149H44V150H46L44 153H47V151H49V153H47V154H49V155H47V154H45V156H43V155H41V154H43V153H38V156L37 155H35L34 153H36V151H34V150H32L34 153H32L31 154V152L32 151H30V153H29V150L27 151V149H26V145L28 146V149L30 148V146L32 145H34L35 146V141L34 142H29L28 140H29V138H31V137ZM46 138H45V137ZM92 136V137H91ZM94 136L96 137V138H94ZM97 136H98V134H97ZM105 135H103V138H101L100 136H99V140L98 141H100L101 140V142H100V144L102 143V141L103 140H105V139H107V140H105V142H107L108 141V138H106V137H104ZM143 136V137H142ZM170 136V137H169ZM181 136V137H180ZM203 136V135H202ZM52 137V138H51ZM78 137H81V138H83L82 136H78ZM109 137V136H108ZM152 137V138H151ZM153 137H154V141H155V143L157 144V146L155 145V143L152 141L153 140ZM156 137V138H155ZM157 137L159 138V139H157ZM165 137H169V138H165ZM213 137V138H214ZM87 138V137H86ZM91 138V139H90ZM101 138V139H100ZM150 138V139H149ZM25 139L30 143V144H25L26 143V141H25ZM34 139H32V140H34ZM103 139V140H102ZM152 139V140H151ZM166 139H167V141H166ZM212 139V138H211ZM219 140H220V138H218ZM55 140V141H54ZM75 142H74V141ZM157 140V141H156ZM160 140V141H159ZM162 140H164V142H162ZM218 140V141H219ZM229 140H230V138H229ZM228 140V141H229ZM239 140V141H238ZM20 141V142H19ZM24 141H25V143H24ZM30 141H31V139H30ZM69 141H71V142H69ZM93 141H91V142H93ZM120 141H122V140H120ZM120 141H119V143H120ZM124 141V140H123ZM123 141H122V143H123ZM149 141H152V143L153 144H151V142L149 143ZM159 141V142H158ZM202 141V142H201ZM236 141V142H235ZM24 144H23V143ZM27 142V143H28ZM77 142H79V140L77 141ZM76 142V144H79V143H77ZM109 142V141H108ZM161 142V143H160ZM175 142V143H174ZM177 142V143H176ZM181 142V141H180ZM180 142H179V144H180ZM5 143H9L10 144V146H8L9 147V153H8V155H6V153H4L3 151H2V146L5 144ZM33 143V144H32ZM44 143V144H43ZM80 143H82V142H80ZM97 144V146H100V144H99V142H97V141H95L93 144H91V146L93 147V149L94 148H96L97 149V147H96V144ZM118 143V144H119ZM122 143H120V144H122ZM129 143H127V144H129ZM147 143H149L148 145H147ZM163 143H164V147L165 148H163ZM168 143V144H167ZM170 143H171V141H170ZM219 143V142H218ZM233 143V144H232ZM24 146H23V145ZM72 144V143H71ZM70 144V145H71ZM76 144H74V145H76ZM115 145L116 147H117V149H118V146L119 145ZM173 144H174V146H173ZM182 144V143H181ZM204 144V145H203ZM37 145H36V148H38L37 147ZM56 145H57V143H56ZM85 145V144H84ZM83 145V143H82V145L80 146L81 148H82V146H84ZM95 145V146H94ZM109 145V144H108ZM130 144H129V147L131 146ZM149 145H154L155 147H153L154 149L152 150V148L151 147H149ZM163 148H161L160 146ZM205 145H206V147H205ZM33 146V147H34ZM72 146V145H71ZM77 146V145H76ZM76 146H73L74 147V150L78 147H76ZM90 146V147H91ZM32 147V149H36L35 147L33 148ZM43 147V148H42ZM85 147H87L86 145L83 147V148H85ZM91 147V148H92ZM149 147V148H148ZM162 149V150H164L167 154H165V152L164 151H162L160 148ZM179 147H183L182 145L180 146L179 145ZM202 147V148H201ZM227 147V148H226ZM230 147V148H229ZM50 148V149H49ZM57 149L58 150V152H57V150L55 151L54 149ZM70 148V147H69ZM90 148V149H91ZM100 148L101 147H99V149H98V151L100 150ZM156 148H158V150H159V152H161V153H159V154H162L163 155V153H164V156H165V158L164 159H167L168 161H166V160H164V159H158V157L160 156L157 152V149ZM78 149H80V148H78ZM77 149V150H78ZM93 149H91V150H93ZM107 149H108V152H107ZM111 149V151H113L112 152V155H113V153H115L116 152V150L117 149H114V147H113V149H112V147L110 148ZM167 149V150H166ZM232 150V152L234 153V154H232V152H229L230 150ZM236 149H238L237 151H236ZM37 150H39V149H37ZM39 150V152H41ZM43 150V151H44ZM82 150H84V149H82ZM145 150V151H144ZM212 150V151H211ZM217 150H219V151H217ZM229 150V151H228ZM70 151V150H69ZM80 151H81V149H80ZM80 151L79 152H77V154L78 153H80ZM94 151V150H93ZM134 151V150H133ZM170 151V150H169ZM190 151H192V152H190ZM205 153H204V152ZM217 151V153L219 152V154H215V152ZM226 151V152H225ZM228 151V152H227ZM57 152V153H56ZM131 152H132V154H131ZM135 153L137 152L136 150L134 151ZM194 152V153H193ZM222 152V153H221ZM235 152H237V154L238 155H241V157L242 158H240V159H237L236 157L238 156ZM243 152V151H242ZM241 152V153H242ZM30 154V157H31V155L33 156V158L31 157V158H29V154ZM59 153V154H58ZM117 153V152H116ZM115 153V154H116ZM148 155H146V154ZM193 154L192 156H190L191 154ZM211 153H213V154H211ZM228 153V154H227ZM37 157V159L38 160H36V157L34 156V155ZM37 154V153H36ZM40 154V155H39ZM53 154H55V155H53ZM60 155V156H58V155ZM76 154V153H75ZM92 154V153H91ZM93 154H94V152H93ZM98 154V153H97ZM97 154H95V155H97ZM107 154V155H108ZM121 154V153H120ZM137 154V153H136ZM226 154V155H225ZM236 154V155H235ZM46 155L48 156V157H46ZM99 155L101 156V154L99 153ZM140 155V156H139ZM159 155V156H158ZM161 155V158H163V156ZM212 155V156H211ZM214 155H216V156H214ZM227 155H229V156H227ZM235 155V156H234ZM40 156V158H38ZM44 157L45 159H49V156H50V159L51 160H53L54 158H57V157H60L61 159H63L62 161H61V159H55V160H53L52 162L54 163H52L51 161V163L50 162H48V160H44V161H47V162H43V163H45V164H47L46 166H45V164H44V166H45V169H44V167H43V163H40L39 161H41L42 162V158L41 157ZM54 156V157H53ZM56 156V157H55ZM62 156H64V153L62 154ZM67 156L69 157L68 158V160H69V162H67V161H65V162H67L69 165L68 166H65L66 165V163L64 162V160H66L67 159ZM143 156V158L141 159V158H139V157H142ZM146 156H147V158H146ZM220 156V157H219ZM244 156H246L245 158H243ZM79 157V156H78ZM113 157V159L115 160L116 158H114V155L112 156ZM134 157H136V155L134 156ZM171 157V158H170ZM178 158V160H177V158ZM233 157V158H232ZM240 157V156H239ZM238 157V158H239ZM249 157H250V159H251V161H253V162H251V161H248L249 160ZM254 157V158H255ZM70 158H74L75 160H70ZM80 158V157H79ZM175 158V159H174ZM179 158L180 159H183L184 161L186 160V162L184 163V164H182V165H180L179 167H173V166H178L179 164H181V163H183L184 161H180L179 162ZM211 158V159H210ZM236 158V160H234ZM248 158V160H247V162H246V164L245 163H242V162H245L244 160L245 159H247ZM32 159V160H31ZM34 159V160H33ZM40 159V160H39ZM120 159V160H119ZM170 159H173V160H170ZM260 159V158H259ZM262 159V158H261ZM59 160H60V162H59ZM79 160V159H78ZM112 160V159H111ZM113 160V161H114ZM127 160V161H126ZM165 162H164V161ZM174 160H177L178 162H172V161H174ZM192 162H191V161ZM227 162H226V161ZM238 160H242V162H237ZM60 163V165H58V162ZM76 162V164H75V162ZM96 161H97V159H96ZM193 161H195V162H198V163H195V162H193ZM256 161V162H257ZM35 162H38V164L40 163V164H42V166L40 165H38L37 163H35ZM55 162H57V164H55ZM86 162V161H85ZM110 162H112V161H110ZM116 163H120V162H117V161H115ZM115 162H113L114 163V165H116V163ZM123 162V161H122ZM121 162V163H122ZM191 164H193V165H191V167H190V163ZM31 163H33V165L31 164ZM36 165H35V164ZM48 163H50V164H52V165H50V164H48ZM61 163H65L64 165H61ZM113 163H111L112 165H113ZM147 163L146 164H144V165H147ZM155 163L157 164V165H155ZM195 163V164H194ZM203 163H204V165H203ZM248 163V164H247ZM81 164V165H80ZM86 164V163H85ZM107 164V163H106ZM105 164V167H107V169L109 168V169H111V168H117L118 166V164L114 167V166H111L110 164H109V162H108V164H109V166L110 167H108V164L106 165ZM126 164V165H125ZM165 164V165H164ZM200 164H202V167H201V165ZM241 164V166H243V168H241L240 169V167H239V165ZM243 164V165H242ZM35 165V166H34ZM39 167H41V168H39ZM50 165V166H49ZM56 165V166H55ZM121 165V164H120ZM142 165V164H141ZM141 165H140V167H141ZM143 165V166H144ZM160 165H161V167H160ZM167 165V167L170 169L171 168V170H166V168L167 167H165ZM184 165H186L187 167H190V168H187V167H184ZM198 165V166H197ZM248 165V166H247ZM249 165H250V167H249ZM32 166V167H31ZM36 166H37V168H36ZM73 166V167H72ZM142 166V167H143ZM154 166V167H153ZM181 166H183V168L181 167ZM193 166V167H192ZM245 166L250 170V171H248V169L246 170V172H248L247 174L245 173L244 174V169H245ZM78 167V166H77ZM98 167V166H97ZM122 167V166H121ZM124 167H122V168H124ZM127 167L129 168V169H127ZM146 167V166H145ZM148 167H149V169H148ZM155 167H157V169L155 168ZM164 167V168H163ZM30 168V169H29ZM32 168H36L37 170H35V169H32ZM55 169L56 168V170H53V169ZM152 168V169H151ZM153 168H155V169H153ZM158 168H160L159 170H158ZM162 168V169H161ZM172 168H173V171H175V173L172 171ZM180 168H182L181 170H179ZM188 169V171L190 172H192V174H191V172L189 173L188 171H187V169ZM192 168L194 169V170H192ZM205 168V169H204ZM207 168V169H206ZM237 168L239 169V170H243L244 172L243 173H241V171H238L237 170ZM26 169V170H25ZM41 169V170H40ZM53 171H55V172H53ZM141 169V168H140ZM145 169V170H144ZM175 169V170H174ZM184 169H185V171H187V173H184L183 171H184ZM206 170V172L204 171V170ZM208 169H209V171H208ZM238 171H236V170ZM34 172H33V171ZM46 170H48V173H49V171H50V174H48L47 173V171ZM146 170H148V171H146ZM150 170H151V172H150ZM163 170L165 171V172H163ZM176 170H177V177H175L176 176ZM201 170V171H200ZM31 171V172H30ZM37 171V172H36ZM45 171V172H44ZM123 171V170H122ZM179 171V172H178ZM228 171V172H227ZM21 172H23V173H21ZM40 172V173H39ZM42 172H44V173H42ZM52 172V173H51ZM62 172V171H61ZM65 172V173H64ZM136 172V171H135ZM160 174V173H164V174H158V173ZM172 172V174H174L175 176H172L173 178H174V180H173V178H170V176L172 175H170V173ZM180 172H183V173H180ZM199 172H200V174H199ZM241 173L242 175H240V174H238L237 175V173ZM250 172V173H249ZM21 173V174H20ZM32 173H34L33 174V176L31 175ZM42 173V174H41ZM144 173V174H143ZM149 173V175L151 176V175H153V176H149L148 177V174ZM151 173V174H150ZM165 173H168V175L167 174H165ZM179 173V174H178ZM189 173V175H187ZM206 174V176L205 175H202V174ZM223 173L225 174V175H223ZM24 174H26L25 175V177H24ZM37 174V175H36ZM41 174V175H40ZM84 174L82 173V175L84 176ZM134 174H136V178L137 179H134L135 177V175ZM142 175V179H141V181H139L140 180V176H138V175ZM155 174V175H154ZM156 174H158V175H156ZM180 174H181V176H183V179H181L182 177L180 176ZM183 174V175H182ZM185 174V175H184ZM193 174H196V176H194ZM208 174H210V176L208 175ZM29 175V176H28ZM36 175V176H35ZM61 175V176H62ZM74 176L75 178H71V176ZM86 175H85V177H86ZM164 177H163V176ZM170 175V176H169ZM187 175V176H186ZM191 175H193V177L191 176ZM212 175V176H211ZM217 175L218 176H221L220 178L219 177H217ZM222 175L224 176L223 178H222ZM236 175H237V177H238V179H237V177H236ZM46 176V175H45ZM94 175H93V177H95ZM116 176V175H115ZM130 176V175H129ZM128 176V177H129ZM146 177V179H147V177H148V180H146L144 177ZM165 176H167V177H165ZM168 176H169V178H168ZM203 176H205V177H203ZM225 176H228V178L227 177H225ZM231 178H230V177ZM28 177V178H27ZM36 177V178H35ZM64 177V176H63ZM64 177V178H65ZM69 177V176H68ZM81 177V176H80ZM79 177V178H80ZM85 177H81L80 178V180L83 178H85ZM101 176H99L98 178H100ZM124 177V178H123ZM155 179H154V178ZM159 178V179H157V178ZM161 177H163V178H161ZM181 177V178H180ZM188 177V178H187ZM194 177H195V179H194ZM197 177H199V178H197ZM209 177H210V179H209ZM214 178V180L212 179V178ZM217 177V179H220L219 181L221 182L220 184H218L217 182H218V180L217 179H215ZM235 177V178H234ZM30 178V179H29ZM133 178V179H132ZM138 178H139V180H138ZM206 181V182H204V180ZM207 178H208V180H209V182H210V184L208 183V181H207ZM223 180H222V179ZM227 178V179H226ZM230 178V179H229ZM26 181L25 183H24V181ZM29 179V183H27V180ZM31 179H37L36 181H37V184L34 182V180H31ZM67 179V178H66ZM128 179V178H127ZM132 179V180H131ZM145 179V183L143 182V180ZM152 179H154L155 181H154V183H153V181H152ZM162 179H163V181H162ZM178 179H180V181L178 182ZM187 181V183H186V181ZM192 180V181H194V182H189L188 180ZM194 179V180H193ZM197 179H201L200 181L199 180H197ZM234 179H237L236 181H233ZM5 180H6V182H5ZM9 180V181H8ZM21 180V181H20ZM39 180V181H38ZM67 180H69V179H67ZM76 180H74L75 182H77ZM115 180H120V182H116ZM131 180V181H130ZM136 181V183H135V181ZM149 180H151L152 181V183L149 181ZM166 180H167V182H171L172 180H173V183H167V185L169 186V188H170V186H172L174 183V185H176V186H174V188L172 187V188H170V189H173V192H174V195H176L175 193L177 192V199L176 198H174L173 200H174V202H178V200H182L181 199V197L180 196H184L185 194H186V192H188V194H186L185 196H187L186 198L184 197H182L183 199H184V201L182 200V202H178V203H182L184 206H182L181 204L179 205L178 203V205H179V207H178V205H176V203L175 204H173L172 205V202H171V200H172V195L170 194L169 195V193H171V192H169L170 190H168L167 188L168 187H166L165 186V182H166ZM170 180V181H169ZM177 180V181H176ZM183 180H184V182H185V184H183ZM217 180V181H216ZM224 180H225V182H224ZM226 180H227V182H226ZM228 180H229V183H228ZM116 183H115V182ZM134 183H133V182ZM159 181V182H158ZM175 181V182H174ZM197 181V182H196ZM215 182V184L217 183L218 184V186L220 185V187L218 188V186L216 185L215 186V184H214V182ZM1 182H0V184H1ZM22 184H21V183ZM30 182L32 183V184H30ZM39 182H41V183H39ZM81 182H82V180H81ZM80 181H79V183H81ZM93 182H91L90 184H91V187H92V185H93ZM94 182V183H95ZM123 182V183H122ZM140 182V183H139ZM141 182H143V184H145V185H143ZM148 182V183H147ZM164 183V185H163V183ZM180 182H181V184H180ZM188 182H189V184H188ZM198 183V185H194V184H196V183ZM204 182V183H203ZM212 182V183H211ZM233 182L236 184V182H237V184L235 185H233ZM34 183H35V185H37V186H34ZM78 183V182H77ZM115 183V184H114ZM133 183V185H130V184H132ZM157 183H159V184H157ZM179 185V186H177V184ZM191 183V184H190ZM194 183V184H193ZM200 183V184H199ZM225 183H227V184H225ZM231 183H232V185H231ZM20 184V185H19ZM97 184H98V182H97ZM98 184V185H99ZM151 184H152V187H155L154 189H155V192H154V189L152 190V192L151 191H149V190H151ZM156 184V185H155ZM172 184V185H171ZM201 184H202V186H204L203 184H205V187H206V185L207 184H209V186H211L212 187V185H213V187L211 188V187H209V189H208V186L206 187V189H208L209 191H207V193L209 194V195H207V193L205 192L206 190L204 189V187L202 188V186H201ZM223 184V185H222ZM124 185H125V183H124ZM148 185V186H147ZM157 185H158V187H157ZM181 185H183V186H187V185H189L190 187H192L191 188V190H193V187H194V193H195V189L197 188V186H199L198 188V190H197V192L198 191H200V195H198L197 196V193L196 194H192V191H190V187L188 188V190H187V188L186 187H182V191H180L179 192V188L178 187H180ZM193 185V186H192ZM227 185H231L230 186V189L232 190H229V192H228V189L227 188H229ZM96 186V185H95ZM131 186V187H130ZM134 186V187H135ZM146 188H145V187ZM215 186V187H214ZM221 186H224V187H221ZM227 186V187H226ZM36 187V190L38 191H36L34 188ZM43 187H44V184H43ZM93 187H94V185H93ZM98 187H99V189H98ZM102 187V189H100ZM161 187V188H160ZM165 187V189H163ZM188 187V186H187ZM237 187V188H236ZM9 188V187H8ZM38 188V189H37ZM124 190H123V189ZM128 188H130V189H128ZM145 188V189H144ZM149 188V189H148ZM157 188H158V190H157ZM176 188H177V190H176ZM183 188H186V190L184 191V189ZM213 188L215 189V190H217V191H219V192H217V191H214L213 190ZM225 188L227 189V191L225 190ZM235 188V189H234ZM1 189V188H0ZM32 189H34L33 191H35V192H33L34 194H32ZM39 189H41V190H43L42 192H41V190H40V193H39ZM118 189V190H119ZM128 189V190H127ZM141 189V190H140ZM146 189H148V192H151L150 194H151V197H150V194L149 193H145L146 195H144V193H143V190H144V192L145 191H147ZM160 189V190H159ZM168 190V191H165V190ZM205 192V195L203 196V192H201L202 190ZM224 189V190H223ZM29 190V191H28ZM103 190V191H104ZM126 190V191H125ZM165 192H164V191ZM211 190H212V192H211ZM234 190V191H233ZM0 191H2V190H0ZM30 191H31V193H30ZM96 191V190H95ZM109 191H110V193H109ZM120 191V192H121ZM162 191V192H161ZM183 191L185 192V194L183 193ZM191 193H190V192ZM221 191V192H220ZM233 192V193H231V192ZM114 192V193H115ZM141 192V193H140ZM181 194H179V193ZM223 192V193H222ZM226 192V193H225ZM48 193V192H47ZM106 193H108L107 195H106ZM112 194L113 196L112 197H114L115 195H118L117 193H119V191L116 193V194ZM129 193V192H128ZM143 193V194H142ZM154 193V194H153ZM160 193V194H159ZM219 193H221V194H226V195H221V194H219ZM232 195H231V194ZM234 193H236V194H234ZM26 194V195H25ZM43 194H45V193H43ZM99 194H103V195H100L101 197H103L104 195H105V197H103V198H99L98 197V195ZM139 194H140V196H139ZM147 194H149V198H147L146 196H147ZM153 194V195H152ZM157 196H156V195ZM173 194V193H172ZM199 194V193H198ZM212 194H214L212 197H213V200L217 197V196H219V195H221L222 197H220L219 196V198L220 199H215V201H217L218 202V204H215V202L213 201L212 202V198L209 200L208 199V197L209 196H211ZM219 194V195H218ZM27 195H28V197H27ZM49 196V193L48 194H46L45 195V198H44V195H40V196H38V197H43V198H41V199H39L38 197V199L40 200V201H47V202H49V200H53L54 202H53V209H54V207H55V209H57L56 207H58V210L60 209V211L61 210H63V211H65V212H68L67 210H69V209H71L70 211H73L75 214L77 213V212H79V213H77V215L75 216V217H73L74 215L72 214V219L70 218L71 217V215H69V216H63V211H62V214L61 213H59L58 211H56L57 213H58V217L59 218H63L64 217V219L65 220H68V218L70 219V220H72V221H76L74 218H76L77 219V217L79 218V220L81 219V218H84V216L85 215H92L93 214V212L95 213V215H96V213H98V212H100V210H98L97 212H95L94 210H93V212L92 211H89V210H86L85 212H84V214H80V212H81V209H80V206H77V207H75V209H73L72 210V207L70 208V207H67V203H65L66 205V207L68 208H66L63 204L64 203H62L61 205L63 206V207H65V209H63V207H60L61 205H60V202H58V206L57 205H55L56 203H57V201H55L56 199H51V198H54L55 196H53V195H50L51 197L50 198H47L48 196ZM141 195H144L145 196V198H141V197H144V196H141ZM201 195H202V198H200L201 197ZM215 195H217L216 197H215ZM236 195V196H235ZM250 195V196H249ZM26 198H25V197ZM108 196V197H107ZM119 196V195H118ZM121 197H122V194L120 195ZM135 196V197H134ZM154 196V197H153ZM231 196H235L234 198H232ZM29 197V198H30ZM33 197V198H34ZM83 197V198H84ZM121 197H119L118 199H117V203H119V205H117L116 203H114V202H116L115 201V199L117 198L116 196L114 197L115 199H113V201L111 202L110 201V199H111V197L109 198V200L107 201H105V202H107V204L105 203V202H103L104 204H103V206H102V211L103 210H105L106 209V206H105V204L108 206V204L110 205V204H113V205H115L116 207H119L118 209H116L115 208V210H113V213L111 212V213H109L108 214V216L110 217H105L106 215L103 213L102 215H105L104 217H105V220L107 219V218H109V220L107 219V222L108 223H110L111 221V226H109V224L107 225V222L105 223L106 225H107V229L109 230V228L110 227H112L114 224H115V226H116V228H115V226L114 227H112V229H116L117 231H118V229L117 228H122V229H124L127 225H128V223H130L129 224V228H125V229H127L129 232H130V230L132 229V235L133 236H129V232L128 231H126L125 229V231L124 232H127L128 233V235H126L127 237H125L124 236V232H123V236L125 237V238H127V239H125L124 237V239L128 242V243H125L126 245L128 244L130 247H131V245L133 244L132 243V241H131V239H133V242H134V238L136 237H138L136 240H135V242H137L139 239V241L137 242V244L138 243H140V244H142V243H144V244H142L141 246H140V249H139V244L137 245L135 242V246H136V248H132V247H135V246H132L131 247V249H133V251H134V253H133V251L131 250V251H128V250H130V248L129 247H127L128 249H126V247H125V244H123V243H121V242H119V244L121 243V244H123V246L122 245H120V246H122V247H124V248H122V250H120V252H122L121 254L123 255V256H125L124 258H123V256H120V257H122L121 259H120V261H119V263L121 264V263H123V264H137L138 262H139V264H140V262H142L141 264H147V263H149L148 262V260L149 261H151V264L152 263H156V261H161V262H159L158 261V264H161L162 262V264H172V261L173 260H176V257H178V255L180 254L179 253V251H177V252H175V249H172V250H174L173 252H168V255L166 254L167 253V251H171L170 249L169 250H167V249H165V253H164V256H163V250H161V249H159L160 247L158 246V244L159 245H161V248H162V245L164 246V248L166 247L165 245H167V244H165V240H163V239H165V235H163L162 237H164V238H162V239H160L161 238V236H160V238H159V240H163V241H160V242H162V243H160V242H158V244H156L155 243V241L156 240H158V237L157 238H152V236L153 235H151L150 236V233L151 234H153L154 233V235H155V232H153L154 231V229H156L157 227H155L153 224V226H154V228H152L151 227V232H150V230L149 231H147L146 232V230H148V229H146V230H143L142 228H144V227H142V226H140L139 225V223H138V220L137 219H140L141 217H139L140 215H139V213H138V215H137V213H136V215H135V212H137L136 211V205H137V203H136V205L134 206V204H135V201L133 200V205L132 206H134L135 208H129V209H131V210H129V211H131V212H134V211H132V210H135V212L133 213L134 215H135V217L137 216V217H139V218H137V219H135V217H133V214L132 213H126L128 210V204L126 203V206H125V203L122 205V207H120V203L122 202V199L123 198H121ZM137 197V198H136ZM160 197V198H159ZM206 197V198H205ZM227 197H229L230 199L232 198L233 199V201H234V203L235 202H239V203H237L238 205H236V203L234 204H232V199L230 200V199H227ZM238 197V198H237ZM93 198V199H92ZM97 198H99V199H97ZM136 198V199H135ZM151 198V199H150ZM152 198H154V199H152ZM178 198H180V199H178ZM222 198H224V199H226V200H228V201H226V200H222ZM251 198V199H250ZM28 201H26V200ZM42 199H45V200H42ZM88 199H90L89 201H88ZM101 199V200H100ZM120 199H121V202H118V201H120ZM124 199H123V202H125L124 201ZM149 199V200H148ZM158 199V200H157ZM161 201H160V200ZM168 199V200H169ZM235 199V200H234ZM237 199V200H236ZM242 201V202H240V200ZM36 200V199H35ZM92 200H94V201H92ZM104 200V199H103ZM102 200V201H103ZM138 200V201H137ZM145 200H148L149 201V203H148V201L146 202ZM186 200V201H185ZM201 200H202V202H201ZM207 200V201H206ZM209 200V201H208ZM23 201V202H22ZM24 201H26L25 203H24ZM30 201H32V200H30ZM38 200H36V202H37ZM97 201H99V203L101 202V205L100 204H98V202ZM156 203H155V202ZM163 201V202H162ZM200 203H199V202ZM204 201H206L207 203L209 202V203H214V204H212L213 206H212V211H211V209L210 208H208V209H210V211L207 209V205L205 206V204H203L204 203ZM211 201V202H210ZM220 201H221V204H220ZM231 203H230V202ZM32 202H35L34 200L32 201ZM36 202L34 203V205L36 204ZM56 202V203H55ZM85 202V201H84ZM86 202V203H87ZM94 202H96L95 203V205L93 204ZM108 202H111V203H108ZM166 202H167V199H166ZM185 202V203H184ZM216 202V203H217ZM223 202V203H222ZM229 202V206H231V207H229L228 205H226L227 203ZM24 203V204H23ZM41 203H43V202H41ZM41 203H39L38 202V205L40 206V204ZM50 203H52V201H50ZM85 203V204H86ZM143 204V208L141 207V205ZM146 205H145V204ZM158 203V204H157ZM226 203V204H225ZM16 204V203H15ZM97 204V205H96ZM230 204H232V205H230ZM243 206H242V205ZM19 204H17V206H18ZM55 205V206H54ZM60 205V206H59ZM87 205V204H86ZM93 205V206H92ZM99 205V206H98ZM113 205H110V207L109 208H111V206H113ZM201 205V206H200ZM210 205V204H209ZM218 206V205H221L220 207L218 206V207H216V206ZM236 205V206H235ZM105 206V207H104ZM123 206H125V207H127V208H124ZM184 207V208H186V209H183L182 207ZM187 206V207H186ZM240 208L239 210L237 209L238 207ZM19 207V206H18ZM23 207L24 206H22L21 208L23 209ZM104 207V208H103ZM107 207V208H108ZM114 207V206H113ZM113 207H112V209H113ZM175 207V208H174ZM181 207V211H180V208ZM199 207V208H198ZM204 207V208H203ZM210 207V206H209ZM244 207V208H243ZM248 209H247V208ZM253 208V210H252V208ZM20 208V209H21ZM77 208L79 209V211H77ZM109 208L107 209L108 211H109ZM120 208H122V209H120ZM126 210L125 212H123L124 211V209ZM140 208H142L141 210H139ZM147 208V207H146ZM201 208H203V210L201 209ZM206 208V209H205ZM230 208H232V209H230ZM235 208V210L233 211V209ZM251 208V209H250ZM25 209V208H24ZM23 209V210H24ZM112 209H110L111 211H112ZM182 209H183V211H182ZM197 209H199L198 210V212H197ZM243 209V210H242ZM244 209H246V211H249L248 212V214L245 212V210ZM250 209V210H249ZM106 210V211H107ZM122 210V211H121ZM158 213H159V211L157 210V209H155ZM155 210H154V212H155ZM162 210V211H161ZM185 210H187V211H185ZM201 210V211H200ZM206 212H205V211ZM229 210V211H228ZM237 210H238V214L240 215L241 213H242V211H243V214H241V216L242 215H246L244 218H247L248 220H250V224H249V222L248 221H246V223H245V219L244 218H240L239 216H238V214L236 213L237 212ZM242 210V211H241ZM54 211V210H53ZM76 211V212H75ZM87 211H89V212H92V214H89V212L87 213ZM106 211H104L105 213H108V211L106 212ZM143 211V212H142ZM147 211V210H146ZM178 211H179V214H178ZM64 212V213H65ZM119 212H121V213H119ZM163 212H164V214H163ZM183 212H185V213H183ZM201 212L203 213V214H201ZM235 212V213H234ZM241 212V213H240ZM251 212V213H250ZM253 212V213H252ZM40 213H42V212H40ZM40 213H38L39 215L38 216H40ZM44 213V215L42 214L41 216H44V217H41V219H40V221H41V224H39L40 222H38V224H34V225H36V227L34 226V228H37V225L38 226H41V227H43V228H41L43 231H45V233H47L48 232V234H49V232L51 231V229H52V227L54 226L52 223H50V219H51V216H49L50 214L49 213H51V211L49 212H43ZM47 213V215L50 217V219H48L49 217L47 216L46 217V214ZM70 213V212H69ZM69 213H67V214H69ZM81 213H83V212H81ZM87 213V214H86ZM145 214H144V216H143V214H142V216L143 217H146L148 214L147 213H149V212H144ZM176 213H177V215H176ZM226 213V214H227ZM234 213V214H233ZM79 214L81 215V216H79ZM118 214V215H117ZM132 214V215H131ZM147 214V215H146ZM155 215H156V217L158 216V217H160V215L158 214L157 215V213H154ZM198 214V215H197ZM201 214V215H200ZM218 213H217V216L219 215ZM237 214V215H236ZM252 214V215H251ZM63 217H62V216ZM65 215V214H64ZM87 215V216H88ZM99 215H101L100 213H99ZM98 214L96 215V216H93V217H87L86 216V218H88V222H89V225L91 226L92 225V223L93 222H96L97 223V221L99 220H97L96 221V219L97 218H101L100 219V222H101V224H102V221L104 220L103 219V216L102 217H100ZM119 215H121V216H119ZM124 215V216H123ZM125 215L127 216V217H125ZM146 215V216H145ZM187 215V216H186ZM195 215H197V216H195ZM233 215H236L235 217L233 216ZM97 216H99V217H97ZM118 216V217H117ZM130 216V217H129ZM166 216V217H167ZM180 216V217H179ZM196 217V219H195V217ZM199 216H201V217H199ZM248 216H249V218H248ZM251 216H255L254 217V219H253V217H251ZM81 217V218H80ZM96 219H95V218ZM120 217V218H119ZM128 217H129V219H128ZM151 216H150V214H149V217L147 216L146 218H144L145 220H149V219H151L150 218ZM154 217V216H153ZM165 217V216H164ZM165 217V218H166ZM189 217H192V218H194V220L193 219H189ZM233 217V218H232ZM237 217V218H236ZM42 218H45V219H42ZM92 218H94L93 220L90 219ZM120 220H119V219ZM122 218L123 219H128V221L127 220H122ZM131 218V219H130ZM134 219V222H132L133 221V219ZM229 218V221L231 220ZM238 218H239V220H241V221H239V223H238V221H236V220H238ZM252 218V219H251ZM184 220L185 221V223L188 221V220ZM236 219V220H235ZM246 219V220H247ZM43 220V221H42ZM64 220V221H65ZM69 220V221H70ZM78 220V219H77ZM78 220V221H79ZM111 220V221H110ZM129 220H132L131 222H129ZM135 220H137V224H136V221ZM191 220V221H190ZM201 220H202V218H201ZM200 220V221H201ZM231 220V221H232ZM256 220V221H255ZM44 221H46V222H48V223H42V222H44ZM69 221H67V222H69ZM72 221H70L69 223H70V225H71V222ZM81 221V223L84 221H86V219L84 218V219H81L80 220ZM93 221V222H92ZM118 221H120V222H118ZM121 221H123V222H125V223H127L126 224V226H125V224L123 223V222H121ZM127 221V222H126ZM152 221V220H151ZM199 221V222H200ZM230 221V222H231ZM232 221V222H233ZM244 221V222H243ZM88 222H87V224H88ZM99 222V223H100ZM105 222V221H104ZM103 222V223H104ZM113 222H115V223H113ZM117 222V223H116ZM199 222H197L198 223V225H199ZM241 222V223H240ZM247 222H248V224H247ZM76 223L78 224V222L76 221ZM76 223H73V227L72 228H76V229H74V230H77L76 232L74 231V233L70 236V238H73V239H69V240H71V241H69V240H67L68 239V237H65L63 234H61V233H59L58 235H61V238H59V240H61V239H63V240H61V241H66L68 244H70L71 242H73L72 240H74L75 241V239H79L80 237H78V236H80L79 234H78V230H80L81 229V227H82V229H83V227L86 225V223L85 224H81L80 222H79V225L77 226L76 225ZM96 223H93V226H95V225H97ZM98 223V225L100 226L101 224H99ZM120 223H123L122 225H124L123 227H121L120 226ZM132 223H134V224H132ZM152 223V222H151ZM184 223V222H183ZM196 223V224H197ZM243 223H245V226H243V229H242V226H240L241 224L243 225ZM45 224V225H44ZM46 224H48V225H46ZM49 224H51L50 226H52L51 227V229H50V226H49ZM95 224V225H94ZM104 224V226H106ZM133 226H132V225ZM139 225L138 227L139 228H141L143 231H145V232H143L141 229H140V231H139V228L136 226V225ZM149 224H150V220H149ZM149 224H148V226H149ZM195 224V225H196ZM233 224V225H232ZM43 225V226H42ZM76 225V226H75ZM82 225V226H81ZM134 225L138 228V231H137V228H134ZM151 225V224H150ZM151 225V226H152ZM171 225V224H170ZM170 225H167L168 227L170 226ZM194 225V226H195ZM201 225H202V228H201ZM204 225L206 226V227H204ZM208 225V226H207ZM221 225H224L225 227H224V231H225V229H226V232L228 233V230H227V228L229 229V227H227L225 224H221ZM220 225V226H221ZM235 225V226H234ZM248 225V226H247ZM250 225H252V226H250ZM21 228H18V229H21V231H22V229H24V228H22L23 226L25 227V228H27V229H25V230H27L28 232H25L24 230H23V232H24V236H27V235H29V236H35V235H37L38 233H44L43 231L42 232H39L40 231V227L38 228V229H35V230H37V231H35L34 229H31V231H33L32 232V234H31V232H30V230H28V229H30L28 226H30V225H22V223H21ZM75 226V227H74ZM79 226H81L80 227V229H78L79 228ZM93 226H91V228L90 227H87L86 226V229H85V232L81 229V235L83 236H81V238H83V241H82V239L80 238L79 240H81V242L79 243V242H77V244L76 245H79V244H81V243H86V241H90L89 243L87 242V245L89 244L90 246H92V244H93V246H92V250H94V252L96 253V251H98L96 254H95V256L96 255H99L97 258H98V261L100 262L99 264H101V262L104 260V257L103 256H101V254H99L100 253V249H98V248H100L99 246H101V244H102V242L103 241H100V239L98 240V241H100L101 243H99V244H97V243H95V241H97V237H95V236H93V237H91L92 235H90V233L92 232V231H96V230H93V229H95V227H93ZM102 226V225H101ZM100 226V230L102 229L103 231H105L106 230V228L104 227V226H102L101 227ZM131 226V227H130ZM174 226V225H173ZM183 226V227H182ZM192 225H190V226H185V225H180V228L182 229V231L184 230V228L186 227V228H188V227H190V228H188V231H186L187 229L185 228V232L184 233H186V232H188V235H189V237H190V234H193V235H191V239H192V237L194 236V235H196V234H201V232H199V226H200V231H201V229H203L202 230V233L203 232H205L206 231V233H207V231L209 232V233H213V232H215V233H217V235H218V237H217V235L216 234H214V235H216V238H219L220 237V235L222 234V232H221V230L223 229L222 227H220V228H222L221 230H220V228H219V225H218V227H217V225H210V224H208V223H202V224H200L198 227H197V225H196V228L194 227V226H192ZM211 226L213 227V228H211ZM46 227H49V229H47ZM56 227V226H55ZM54 227V228H55ZM150 227V226H149ZM175 227V226H174ZM176 227H179V226H176ZM175 227V228H176ZM215 227H217L218 228V230H217V228L215 229ZM234 227H236V228H234ZM249 227H250V229H249ZM13 228H17V227H13ZM85 228V227H84ZM87 228H89V229H91L90 230V232H89V230L87 229ZM93 228V229H92ZM97 229H99L98 227H96ZM103 228H105V229H103ZM134 228V229H133ZM165 228L166 229H164V228H162V229H164L165 231L168 229L166 226H165ZM170 228L172 229L173 227H171L170 226ZM169 228V229H170ZM180 228L178 229V228H176V231H178L179 230V232H180ZM231 228L229 229L230 231H232L231 230ZM234 228V229H233ZM246 228V229H245ZM47 231H46V230ZM111 229V230H112ZM121 229V230H122ZM136 229V230H135ZM159 231H158V230ZM156 230L160 233V234H163L161 231H164V230H161L160 228H157ZM171 229L170 230H168V232L169 231H171ZM178 229V230H177ZM240 229V230H239ZM242 229V230H241ZM39 230V231H38ZM50 230V231H49ZM88 231V233H87V231ZM100 230L98 231H96L95 232V234L94 235H96L97 236V232H98V235L100 236V234H99V232H100ZM102 230H101V232L100 233H102L101 235H110V237L109 238H111L113 235H111L113 232H114V230H112V233L110 232V231H107L108 233H105V232H102ZM115 230V231H116ZM153 230V231H152ZM237 230H239V231H237ZM52 231H54V233H55V231L57 232V228H56V230H54V229H52ZM82 231L84 232L83 234H82ZM123 231V230H122ZM142 231V232H141ZM175 231V233H174V228H173V230L171 231V235L172 236H168V237H172L171 238V240L172 239H176V238H179L180 237V235H178V232H176ZM229 231V233H231ZM80 232V231H79ZM120 232V231H119ZM118 232V233H119ZM139 232H141V233H139ZM150 232V233H149ZM237 232V233H236ZM28 233V234H27ZM34 233V234H33ZM44 233V234H45ZM51 233V232H50ZM93 233V232H92ZM105 233V234H104ZM111 233V234H110ZM126 233V234H127ZM136 233H137V235H136ZM144 233V234H143ZM182 233V232H181ZM181 233H179V234H181ZM183 233V234H184ZM208 233V234H209ZM240 233V232H239ZM238 233V234H239ZM252 233H254V234H252ZM74 234H77V236H74ZM84 234H85V236L86 237H84ZM88 236H87V235ZM116 234H117V232H116ZM131 234V233H130ZM141 234V235H140ZM142 234L144 235L143 237H141L142 236ZM149 234V236H150V238H147V237H149V236H147ZM166 234V233H165ZM168 234V233H167ZM173 234L175 235V236H173ZM241 234V233H240ZM54 235L55 234H53V235H50L52 238H56V237H54ZM57 235V234H56ZM63 235V236H62ZM139 235V236H138ZM210 235H212V234H210ZM232 236V234H226L225 232H224V237L222 238V237H220V238H222V239H224V241L223 242H225V239H226V236ZM98 236V237H99ZM135 236V237H134ZM146 236V237H145ZM156 236H157V234H156ZM167 236V235H166ZM182 236V235H181ZM199 236V235H198ZM196 237V238H199V237ZM63 237V238H62ZM64 237L65 238H67V239H64ZM75 237H77V238H75ZM91 237V238H90ZM95 237V238H94ZM100 237H102V236H100ZM131 237H133V238H130ZM176 237V238H175ZM188 237V238H189ZM194 237V238H195ZM84 238L86 239V241H84ZM92 240V238L94 239V241H91L90 239ZM97 238V239H96ZM106 237H103V239H105ZM108 238V237H107ZM106 238V239H107ZM116 238H117V236H116ZM54 239L52 240V241H54ZM96 239V240H95ZM102 239V238H101ZM113 239V238H112ZM111 239V240H112ZM130 239V240H129ZM149 239V240H148ZM155 241H154V240ZM167 239V238H166ZM199 239H201V237L199 238ZM221 239V240H222ZM76 240V241H77ZM78 240V241H79ZM110 240V239H109ZM131 241V243L129 242V241ZM151 240V241H150ZM152 240H153V244L152 245H149L150 243H152ZM158 240V241H159ZM220 240V242H222ZM52 241H49V242H51V243H48V246H50L49 244H52ZM59 242L58 241V237H57V241H56V243L54 244L55 246H53V249H51V252H52V250H54V249H60V248H62V247H64L65 246V243L64 242ZM125 241V242H126ZM168 241H170V240H167V242ZM174 241V240H173ZM196 241V240H195ZM216 241H218L219 242V239L218 240H216ZM70 242V243H69ZM93 242V243H92ZM117 242V243H118ZM122 242H124V240L122 241ZM142 242V243H141ZM157 242V241H156ZM164 242V243H163ZM166 242V243H167ZM194 242V241H193ZM58 243V244H57ZM60 243H62V244H60ZM64 243V244H63ZM116 243V242H115ZM117 243H116V245H117ZM130 243V244H129ZM148 243V244H147ZM56 244H57V246H56ZM68 244H66V247H68L67 245ZM95 244H96V246H95ZM217 244V243H216ZM216 244H214V246L216 245ZM60 245H61V247H60ZM63 245V246H62ZM71 245V244H70ZM75 244H73L72 243V245L71 246H74ZM75 245V247H80V246H76ZM82 245V244H81ZM89 245H88V247H89ZM172 245V241H170V246ZM219 245H221V247H222V243L221 244H218V246ZM224 245V244H223ZM84 246H86V245H84ZM83 245H82V247H84ZM118 246V245H117ZM154 248H153V247ZM157 246L159 247V248H157ZM195 245H193V247H194ZM218 246H215L214 247V249L216 248V250L214 251V253L215 252H218V254H214L215 256H216V258L218 259V257H219V259L221 258V261L224 259V263H226V259H228L227 258V256H226V254L228 253L227 251H224V253H222V250H225V247L222 249L221 247H219L218 248ZM47 247V246H46ZM52 247V246H51ZM57 247H60V248H57ZM65 247V248H66ZM74 247V248H75ZM96 247H98L97 249H96ZM142 247H144V249L142 248ZM64 248V249H65ZM71 248V249H70ZM69 249L70 250H72V247H70ZM81 248V247H80ZM89 248H91V247H89ZM119 248H121V247H119ZM151 248H153V249H151ZM157 248V249H156ZM167 248H169V245H167ZM190 248H192V246L190 247ZM195 248V247H194ZM221 250L220 252H219V250ZM68 249V251H70ZM95 249H96V251H95ZM107 249V248H106ZM138 249V250H137ZM142 249V250H141ZM151 249V250H150ZM56 250H54L55 252H56ZM61 250V249H60ZM62 250H63V248H62ZM127 250V251H126ZM137 250V254H135V251ZM139 250H140V252H139ZM148 250H150V251H148ZM52 252V253H55V252ZM73 252H74V250H72ZM75 251H77V249L75 250ZM126 253H125V252ZM142 251H144V252H142ZM152 251V252H151ZM157 251V253H154V252H156ZM159 251H161V252H159ZM192 251H193V248H192ZM58 252V251H57ZM71 252V251H70ZM124 252V253H123ZM145 252H147V253H145ZM131 253V254H130ZM133 253V254H132ZM139 253H141V254H139ZM159 253H162V254H159ZM175 255L176 253V257L173 255V254ZM221 255H220V254ZM226 253V254H225ZM56 254V253H55ZM148 254V255H147ZM155 254H156V256H155ZM157 254L159 255V257L157 256ZM169 254H171L172 256H170L169 257ZM238 253H234L232 256L233 257H235L236 255H237ZM128 255V256H127ZM130 255V256H129ZM131 255H133L134 257H132ZM143 255V256H142ZM153 255V256H152ZM166 255V256H165ZM217 255H219L218 257H217ZM224 255H225V257H224ZM239 255V254H238ZM236 256L235 258H232L231 260H229L230 259V257H229V261L228 262H232L231 264H233V262H234V264H242V259H239V258H241L240 257V255L239 256ZM95 256H93L92 258L94 259V261L96 260L97 261V258L95 257ZM136 256H137V258H136ZM139 256V257H138ZM145 256V257H144ZM150 256H152L151 258H150ZM161 256V257H160ZM223 256V257H222ZM103 257V258H102ZM131 258V259H129V258ZM141 257H143V258H141ZM148 259H147V258ZM158 257V258H157ZM168 258V259H165V258ZM174 257H175V259H174ZM91 258V262L90 261H88L89 262V264H94V262L92 261L93 259ZM100 258H102V259H100ZM141 258V259H140ZM154 258H155V260L156 261H154ZM163 258V260H161ZM171 259V262H170V259ZM226 258V259H225ZM262 257H259V259H261ZM126 259V260H125ZM129 259V260H128ZM133 259H135L134 261H133ZM145 259V260H144ZM151 259V260H150ZM177 259H181V254L179 255V257L177 258ZM234 259V260H233ZM236 259V260H235ZM100 260H102V261H100ZM123 260V261H122ZM125 260V261H124ZM131 260V261H130ZM147 260V261H146ZM87 261V260H86ZM85 261V263H87ZM95 261V263H97ZM220 260H219V262H221ZM147 262V263H146ZM173 262H177V261H173ZM180 261L178 260V262L176 263V264H178ZM118 263V264H119ZM0 264H1V262H0ZM74 264H76V263H74ZM79 264H84V262L82 261L81 263H79ZM88 264V263H87ZM98 264V263H97ZM102 264H104V261H103V263ZM111 264H113V262H111ZM157 264V263H156ZM222 264V263H221Z\"/></svg>",
	"mask_w": 264,
	"mask_h": 264
}]
</instances>
